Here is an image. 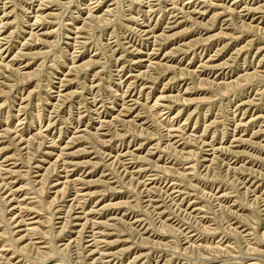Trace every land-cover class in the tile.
Wrapping results in <instances>:
<instances>
[{"label": "rangeland", "instance_id": "obj_1", "mask_svg": "<svg viewBox=\"0 0 264 264\" xmlns=\"http://www.w3.org/2000/svg\"><path fill=\"white\" fill-rule=\"evenodd\" d=\"M7 1H10V2H7ZM29 1L30 0H0V29H2V30H0L1 31L0 37L3 36L2 38H0V62L2 63V64L0 63L1 64L0 69L2 71V72L0 71V85H1L0 87H2V88H0V90H1L0 91V109H1L0 110V132H3L4 130H6V131L8 130L9 132L12 133L14 131L12 133L13 136L17 134L19 137L26 138V140L28 139L27 143L25 145L26 149L28 151L26 149L25 150L14 149L12 147H10L8 149L10 151V153L16 152L15 157H12L13 160H10L7 162V168L12 169V171L14 169L15 171H13V172H15V174L11 171V174H9L10 176L4 175L2 177L4 180L2 178H0V185L1 184L3 185V186L2 185L0 186V194H2V196L4 195V197H1V199H0V232L2 234H5V236L4 235L2 236V234L0 233V250L4 249L5 247H6L5 249H7L6 250L7 252L5 254H3L2 256H0L2 258V259H0V262L4 260V262H1V264H4V263L9 264L11 262L13 264H21V263H23V264H79V263L80 264H83V263L86 264L85 262H88V264H97V263L98 264H104V263H107L106 261H108V259L107 258H105V259L101 258V255L99 252H96L93 255H89L88 250L84 251L82 249V248L86 247V244H87L86 241L90 239L89 236L91 235V231H87V230H91L92 225H93V229H94L95 228L94 223L98 222L99 220L100 221L98 222V224L100 225L101 230L106 229V232L111 233V234H107L108 241H110V240H111L110 242L113 241V243H112L113 246H105V247H107L108 250L113 251V252L123 250V252H119L120 254H117L114 257V259L112 258V260H114V261L111 260L110 264H113V263L114 264H127L128 261H130V262H128L129 264H155V263L156 264H165V263L166 264H251V263L252 264H264V257H263L264 256V241H263V239H264V226H263L264 225V223H263L264 222V217H263L264 216V199H263L264 196L262 195L263 191H264V179H263L264 178V168H263L264 167V129H263L264 128V112H263L264 111V93H263L264 92V79H263L264 78V0H244V1L243 0H241V1L236 0L237 2H235L233 0H207V1H204V0H193V1L192 0H152V1L151 0H103V1L102 0L101 1L100 0H62L63 2L61 4H63L64 6L61 5L60 3H57L56 1H51L52 3L51 2L48 3V2H46V0H31L30 2ZM66 1H67V3H66ZM140 1L142 2L141 5H140ZM55 2H56V4H54ZM186 2H187V4H186ZM231 3H232V5H231ZM238 3H240V4H238ZM44 4L45 5L47 4L46 5L47 7ZM66 4H68V5H66ZM158 4H160L161 6H159ZM207 4H210V5L208 6ZM211 4L213 6L214 5L215 6L213 7ZM216 4H218V5H216ZM169 6H170V8H169ZM173 6H175V7H173ZM44 7H46V8H44ZM186 7L188 9H186ZM224 7H226L225 11H224ZM179 9L182 11H180ZM208 9H210V10H208ZM230 9H231V11H230ZM212 10H213V12H212ZM232 10H234V11H232ZM185 11H186V13H185ZM245 11H247V12H245ZM257 11H258V13H257ZM35 12H36V14H35ZM178 12H180L181 14ZM228 12H230V13H228ZM48 13L50 14V16ZM105 13H107V14H105ZM149 13H152L153 15L149 14ZM187 14L189 16H187ZM230 14H231V16H230ZM90 15L93 17H90ZM40 16H41V19H40ZM174 16L177 18H175ZM43 17H44V19H43ZM168 17H170V18H168ZM187 17H188V19H187ZM139 18H140V20H139ZM174 18L176 19V21H174ZM38 19H40V20H38ZM225 19H227V20L225 21ZM35 20H36V22H34ZM37 20H38V22H37ZM58 20H59V22H58ZM193 20H195L196 22ZM41 21L44 23L42 24ZM181 21H182V23H181ZM8 22H11V23H8ZM30 23H32V25H30ZM176 23L177 24L179 23L178 26H175ZM203 23H204V25H203ZM221 23H222V25H221ZM231 23L232 24L234 23V24L231 25ZM228 24H229V26H228ZM234 25H235V27H234ZM153 27L156 29H154ZM168 27H171V29H169ZM223 27H224V29H223ZM236 27H237V29H236ZM253 28H255V29H253ZM13 29L15 30V32H14L15 36L12 35L13 31H14ZM82 29H83V31H82ZM32 30H33V33H32ZM10 31H12L11 35H12L13 39H11V36L10 37L8 36V35H10ZM35 31H36V33H34ZM30 32L32 33L31 36H30ZM46 32L48 34H44ZM141 32H143V33H141ZM224 33H226L227 35ZM34 34H35V36H33ZM36 34H38L40 36L37 35V37H36ZM141 34H143V35H141ZM156 35H158V36L156 37ZM230 35H231V37H230ZM75 36H76V38H75ZM144 36L146 39L144 38ZM39 37H40V39H39ZM164 38H166V39H164ZM154 39H155V41H154ZM167 39H168V41H167ZM194 39H195V41H194ZM164 42H166V43H164ZM8 43H10V44H8ZM83 43H84V45H83ZM162 43H164V44H162ZM21 44H23V45H21ZM5 46H6L7 50H6ZM9 46H10V48H9ZM13 46L15 48H13ZM152 46H154V48ZM136 48H138V49L136 50ZM190 49H191V51H190ZM238 49H239V51H238ZM48 50L50 53H46L47 54V56H46L45 51L48 52ZM144 50H145V53H144ZM133 51H135V52H133ZM137 51H139V53L140 52L141 53L137 54V55L134 54ZM18 52L20 55L18 54ZM166 52H167V55H166ZM43 54H45V55H43ZM214 54H215V56H214ZM12 55L15 57L17 56L16 59ZM33 56H35V57H33ZM122 56H124V57H122ZM136 56H139V58ZM150 56L153 57L152 60L150 59ZM19 57L20 58L23 57V59L21 60ZM132 58H134L137 61H139L140 59H145V60L143 62H140L138 65V63L137 64L132 63V61H131ZM147 59L151 62H149ZM130 61H131V63H130ZM155 61L162 62V63L160 66H158L157 64H155L156 63ZM164 61H165V63H164ZM11 62H12V64H11ZM82 62H84V63H82ZM95 62H97L98 65ZM152 62H154V63L152 64ZM27 63H28V65H26ZM81 63H82V65H81ZM94 63H95V65H94ZM221 63H223V64H221ZM79 64L81 66V67L79 66L81 71L78 68ZM203 64H205V65H203ZM121 65H125L126 67L124 66L125 67L124 68ZM154 65L156 67L158 66V68H155ZM162 65H164L167 70H165L164 66L162 68ZM170 65H172V66H170ZM213 65H214V67H213ZM73 66H76V67H73ZM83 66H85V67H83ZM7 67H8V69H7ZM16 68H18V71H16L17 70ZM69 68H71V69H69ZM75 68L77 69L76 71H74ZM161 68H162V70H160ZM173 68H174V70H173ZM6 69L9 71H6ZM72 69H74V70L72 71ZM119 69H120V71H119ZM145 69H147V70H145ZM156 69L159 71L160 74L158 73V71H156ZM10 70H12V71H10ZM143 70H145V71H143ZM14 71H15V73H14ZM70 71L72 72V74H70L71 73ZM79 72H81V73H79ZM163 72L165 73V75ZM64 74H66V75H64ZM161 74H163V75H161ZM96 75H97V77H96ZM130 75H132V76H130ZM14 76H16L17 78ZM1 77H3V78H1ZM62 77L65 79L69 78L68 79L69 81L65 80V79L62 80ZM8 78H10V79H8ZM125 78H127V79H125ZM91 79H93V81ZM123 79H125V81ZM131 79L133 80V82H131L132 81ZM146 79H148V80L146 81ZM61 82H63V83H61ZM97 82H98V84L96 85ZM8 84H11V85L7 86ZM63 84H65V85H63ZM129 84H130V86H129ZM136 84H138V85L140 84V85L138 86ZM12 85L14 86V88ZM85 85H86V87H85ZM87 85H89V86H87ZM62 87H63V89H62ZM144 87H146V88H144ZM9 89L10 90L12 89V90L10 91ZM133 89H135V90H133ZM142 89H143V91H142L143 93L139 92V90H142ZM54 90H56L58 93L56 91L54 92ZM6 92H9V95ZM59 92L61 94H59ZM68 92H69V95H65V94H68ZM70 95H72L73 97H71ZM67 96L69 98L71 97L70 100ZM123 96H124V98H123ZM87 97H89V98L87 99ZM108 97H110V98H108ZM159 97H160V99H159ZM164 97H166L168 100L166 98L164 99ZM65 100H66V102H65ZM87 100H88V102H87ZM133 100H135L137 102H135ZM249 100H250V102H249ZM54 101H55V103H53ZM56 101H59V102H57L59 104H57ZM62 101H63V103L61 104ZM92 101L95 103H93ZM158 103H160V104H158ZM127 104L128 105L130 104V105L128 106ZM153 104H155V106ZM25 105H26V107H25ZM126 105H127V107H126ZM141 105H143V106H141ZM157 105H158V107L159 106L160 107L158 108ZM161 105H163V106H161ZM22 106H24V107H22ZM55 107L58 109V111L60 109V111L56 112L57 109L55 110ZM89 107L91 108V110ZM142 107H144L143 110H142ZM138 108L140 111L138 110ZM145 108L147 109V111H145ZM22 109H23V111H22ZM51 109L54 110L55 112L52 111ZM169 109H171L172 111ZM246 109L248 111H246ZM162 110H164V111H162ZM123 114H126V115H123ZM178 114H179V116H178ZM180 115H181V117H180ZM25 116H26V118H25ZM148 117H149V119H147ZM254 117H255V119L256 118L257 119L255 120ZM123 118H125V119H123ZM197 118L199 120H197ZM116 119H117V121H116ZM247 120H249V121H247ZM121 121H123L122 124L124 123V125L121 124ZM252 121L254 124L252 123ZM20 122H21V124H20ZM22 122H24L25 124ZM139 122H143V123L141 124ZM155 122H156V124H155ZM245 122H248V123L246 124ZM99 124H100V126H98ZM112 124H114L116 126L114 127V125H112ZM48 125L51 126L49 128V130L46 129V127L48 128ZM87 125H89V126H87ZM22 126H24V127H22ZM259 127H261V128H259ZM40 128L42 131L41 134L43 133L45 135L41 136L40 131H39ZM168 128H170V130H168ZM22 129H24V130H22ZM112 129H114L115 132ZM123 129H125V130H123ZM18 130L21 132H19ZM74 130L76 131L75 133H74ZM100 130H101V132H100ZM178 130H181V131H178ZM243 130H244V132H243ZM126 131L129 133L127 134ZM149 131H151V132H149ZM167 131H169V132H167ZM207 131H208V133H207ZM93 132L97 133V134H94ZM165 132H167V133H165ZM38 133L40 136L38 135ZM88 133H90V135ZM123 133H124V135H123ZM185 133H187V134H185ZM73 134L75 137L73 136ZM83 134L87 138H85V136ZM91 134L92 135L94 134V135L92 136ZM125 134H127V135H125ZM182 134H184V135H182ZM243 134H245V135H243ZM77 135H78V137H77ZM96 135L97 136L99 135L98 137H100L102 139L100 140ZM34 136L36 138H33ZM43 136H45V137H43ZM46 136H48L49 138ZM126 136L129 138H127ZM166 136L168 139L166 138ZM182 136H184V137H182ZM71 137H73V138H71ZM82 137H84V138H82ZM93 137L96 140H94ZM121 137H122V139H119ZM212 137L213 138L215 137L214 140H212L213 139ZM43 138H45V139H43ZM242 138L245 139L244 144H240V145H242L241 148H236L235 145H237L238 143H234L235 140L242 139ZM9 139L10 138H7L5 136H3V138H0L1 141H4V142H1L2 143L1 147L5 146L6 144L10 145L11 142L8 141ZM88 139H90L91 142L94 144L92 145V143ZM169 139H170V141H169ZM196 139L197 140L199 139V140L195 141ZM222 139H223V141H222ZM68 140H69V143H68ZM71 140H74L75 142L71 141ZM32 141H34V143ZM97 141H99V142H97ZM105 141L108 145L104 143ZM131 141H133V142H131ZM159 141L162 142V144H160ZM185 141H187L188 144H186ZM193 141H195V142H193ZM204 141H206V144ZM211 141H213V142H211ZM95 142H96V144H95ZM108 142H110V143H108ZM155 142H157V144L158 143L159 144L157 145ZM174 142H176V143H174ZM38 143H42V144H38ZM56 143H58V144H56ZM118 143H120V146ZM202 143H204V144H202ZM225 143H226V145H225ZM251 143H253V144H251ZM43 144H44V146L42 147L41 145H43ZM122 144L124 146H122ZM140 144H142V145H140ZM168 144L170 147H168ZM193 144H195L194 145L195 147L193 146ZM8 145H6V146H8ZM63 145L65 146V148ZM151 145H153V147ZM160 145H161V147H160ZM174 145H175V147L178 145L177 146L178 148L177 147L173 148ZM197 145H198V147H196ZM200 146H201V148H200ZM137 147H138V149H137ZM134 148H136V149H134ZM161 148H162V151H163V149H165L164 151L166 153L163 151L164 152V154H163V152L161 151ZM167 148H168V150H167ZM215 148H217V150ZM35 149H37V150H35ZM38 149L41 151H39ZM206 149H207V152H206ZM218 149H220V150H218ZM231 149L234 152L235 151L236 152L237 151H244L246 156L244 153H242L240 156H234V155L230 154ZM18 150H20V151L18 152ZM99 150L102 151L103 153L102 152L100 153ZM191 150L192 151L194 150L193 153ZM202 150L204 151V153ZM30 151H32V152H30ZM49 151H51V153ZM74 151L76 153H74ZM146 151H147V153H146ZM158 151H159V153H158ZM199 151L200 152L202 151V152L199 153ZM20 152H21V156L23 155L22 157H20V154H19ZM22 152H23V154H22ZM117 152H119V153H117ZM186 152H188L190 156L189 155L187 156L188 153H186ZM196 152H198L200 155ZM130 153H133V154H130ZM251 153L253 155H251ZM35 154H36V156L38 155V157H35ZM58 154H61L62 156L58 155ZM73 154H74V156H73ZM145 154L148 158L145 156ZM193 154H194V157H196V159L193 158ZM218 154L221 156H218ZM31 155H32V157H30ZM173 155H175V156H173ZM197 155H199V156H197ZM16 156H18L19 158ZM126 156L128 158L131 157L132 159L131 158L128 159ZM67 157L70 158L71 161L74 160V161H72V162H74V164L69 165L67 167V170L72 171V172L70 171L71 172L70 173L71 180H75V179L79 178L76 183L72 182V184H71L72 187H71V185L68 186L70 189L67 187L68 190L65 187V186H67L68 183L67 182L64 183L65 185L62 183L65 180V174H66L63 165L65 164V162L69 161L67 159ZM158 157H160V158H158ZM179 157L180 158L183 157V158H181L182 160L181 159L178 160ZM185 157H187L188 159ZM197 157H199V159H197ZM22 158H24V159H22ZM25 158H27V159L29 158V159L27 160ZM35 158H37V160L38 159L39 160L37 161ZM114 158H116L117 161ZM133 158L135 159V161ZM146 158L148 160H146ZM189 158L190 159L192 158V159L190 160ZM254 158H256V159H254ZM34 159H35V161H34ZM54 159H55V161H54ZM183 159H185L184 160L185 162L183 161ZM219 159H221V160H219ZM23 160H25V161L22 162ZM29 160L30 161L32 160L33 162L32 161L30 162ZM49 160H50V162H49ZM56 160H57V162H56ZM64 160H65V162H63ZM66 160H68V161H66ZM119 160L121 163H123V161L126 160L124 162L125 164L119 163ZM144 160H145V162L142 163V161H144ZM45 161H47V162H45ZM60 161H62L63 163ZM81 161H84V162L88 161L89 163L82 162V164H83L82 165ZM136 161H137V163H136ZM210 161H213V163H211ZM214 161H216V162H214ZM241 161H243V162H241ZM245 161H247V162H245ZM91 162L94 164H92ZM147 162H149V163H147ZM16 163H18V166ZM54 163H55V165L58 166L57 170L55 168ZM75 163H78V164L76 165ZM95 163H96V165H95ZM113 163H115V164H113ZM153 163H155V164H153ZM194 163H197V165ZM202 163H204V164H202ZM14 164H15V166H14ZM35 164H37V165H35ZM87 164H89V165H87ZM59 165L60 166L62 165L61 166V169H62L61 174L58 172ZM118 165H119V167H118ZM224 165H225V167H224ZM86 166H88V167H86ZM134 166H136V167H134ZM208 166H210V167H208ZM238 166H240L241 168ZM260 166H262V167H260ZM29 167H31V168H29ZM77 167L78 168L81 167V168L78 169ZM108 167H110V168H108ZM123 167L126 169H124ZM147 167H148V169H150V168H153V169L148 170ZM46 168H48V169H46ZM195 168H196V170H195ZM216 168H218L219 170ZM17 169H18V171H16ZM19 169H21V171ZM22 169H24V170H22ZM29 169H33V171L29 170ZM45 170L46 171L48 170V171L46 172ZM51 170L56 172V173L52 172ZM114 170H115V172H114ZM131 170H132V172H131ZM154 170H158V171H154ZM200 170L201 171L203 170L202 171L203 173L202 172L200 173ZM22 171H23V173H21ZM110 171L112 174L110 173ZM116 171H118L117 172L118 175L120 174L119 177L117 174H115ZM198 171H199V173H198ZM3 172H5V170ZM26 172H28V173L30 172V174H29L30 176L29 175L27 176ZM43 172H45V174ZM48 172H49V174H47ZM159 172H161V173H159ZM162 172H165L166 174L162 173ZM237 172H239V174ZM18 173L20 175H18ZM57 173H59L60 175H58ZM132 173H133V175H132ZM148 173L150 175H148ZM46 174L48 175V177H46L48 179L45 178V176H47ZM113 174H115L116 178H114L115 176ZM138 174H139V177H138ZM157 174H159V175H157ZM168 174H170L171 176H169ZM173 174L177 175V176H174ZM250 174H251V176H248ZM17 175L20 178H18ZM22 175H23V177H24V175H26L29 179L26 176H25L26 178L25 177L23 178ZM164 175H166L165 176L166 178L164 177ZM42 176H44L45 180L44 179L41 180L43 178ZM61 176H63V177H61ZM121 176H123L124 178H122ZM199 176L201 178H199ZM203 176L206 178H204ZM239 176H240V178H239ZM255 177H257V178H255ZM182 178H184V179H182ZM187 178H189V179H187ZM49 179H51V181ZM66 179L68 180V178H66ZM102 179H104V181L106 180L105 181L106 185L103 183L104 181ZM27 180H30V181L27 182ZM58 180L61 182L57 184V182H59ZM80 180L81 181L83 180V181L80 183ZM87 180L89 182L91 181V183L87 182ZM101 180H102V182H101ZM139 180H141V181H139ZM190 180H192V181H190ZM245 180H247V181H245ZM35 181L38 183H36ZM44 181H46V182H44ZM84 181L87 183H85ZM33 182H35L36 187L34 185H33L34 187L32 186ZM127 182H129V183H127ZM135 182H137V183H135ZM144 182H145V184H144ZM179 182H181V183H179ZM183 182L185 183V185ZM252 182H254V184L251 187ZM11 183H12V185H11ZM25 183H27L26 187H25ZM44 183H46V184H44ZM41 184H43V186L45 185V187H43ZM255 184H256V186H258L259 191L254 188ZM23 185H24V189H22ZM46 185H47V187H46ZM156 185H158V186H156ZM237 185H238V188H237ZM11 186L13 188H11ZM18 186L22 187V188L17 189L16 187H18ZM39 186H40V188L42 187L41 189H43L45 192L43 190H41L39 188ZM62 186H64V187H62ZM136 186H137V188H136ZM194 186L196 188H194ZM32 187H33V190H31ZM148 187H149V190H147ZM60 188L61 189L64 188V189L61 190ZM72 188H73V191H72ZM78 188H82L84 190L83 192H87V191L89 193L91 192L92 195L90 197H88V196L81 197L80 201H79V198L74 200V198H77L75 196L77 195L76 191L78 192V190H79ZM160 188L162 190H159ZM9 189H10V191H9ZM59 189H60V191H59ZM114 189H115V191H114ZM144 189H146V191H144ZM14 190H15V192H14ZM64 190H66L65 191L66 194L64 193ZM74 190H76V191H74ZM136 190L139 192H137ZM142 190H143V192H142ZM176 190H178V191H176ZM237 190H238V192H237ZM253 190H255V191H253ZM56 191L58 192V195L53 197L55 194H57ZM97 191L99 192V194ZM147 191H149V192L147 193ZM209 192H211V193H209ZM245 192H247V193H245ZM260 192H262V193H260ZM63 193H64V195H63ZM137 193H138V195H137ZM149 193H151V194H149ZM154 193H155V195H154ZM213 193H214V195H213ZM14 194H16V198H15ZM233 194H236V195H233ZM238 194H239V196H238ZM259 194H261V195H259ZM5 195H6V200H4ZM25 195H27L30 198H28ZM62 195L65 197H63ZM168 195H170L171 198ZM23 196H25L26 198ZM225 196H227V197H225ZM162 197H163L164 201H162L163 200ZM245 197H246V199H245ZM24 198H25V200H24ZM58 198L60 200L63 198L60 201L61 203L59 202ZM66 198H70V199L68 200ZM7 199L9 200V202ZM54 199H55V202H51ZM71 199H73V200H71ZM165 199H166V201L167 200L168 201L165 202ZM173 200L176 201V204H175V201H173ZM23 201H24V204H23L24 207L23 206H19L20 208L18 207L19 208L18 213L20 212L19 215H21L20 218L23 219V217H24L23 220H26L25 223H29L30 221L32 222V220L37 221L38 219L41 220L40 222L35 223V224H18V225L15 224L16 222L11 223L10 218L12 217V213H13L12 209L14 208V206H18L19 204H22ZM85 201H88V202H85ZM98 201H99V203H97ZM141 201H142L143 205H142ZM261 201H262V203H261ZM78 202H79L80 206L77 205ZM137 202H138V204H141V206H143V207L141 208V206H139L137 204ZM25 203L27 205V208H25ZM152 203H153V206H152ZM191 203H193V204H191ZM219 203H220V205H216ZM60 204H61V206H60ZM82 204H83V206H85L83 210L80 209ZM125 204H126V207H125ZM127 204L128 205L130 204V205L128 206ZM156 204L160 205V206H156ZM167 204L168 205L171 204V205L168 206ZM227 204H229V205H227ZM230 204H231V206H230ZM133 205H135V206H133ZM164 205H166V206H164ZM181 205H182V207H180ZM254 205H256V206H254ZM3 206L6 207V209ZM32 206H34V207H32ZM167 206H168V208H165ZM216 206H218V207H216ZM91 207H92V209H91ZM130 207H132L131 211H130ZM133 207H135L136 209ZM173 207H174V209H173ZM28 208H29V210H26ZM65 208H67V209H65ZM99 208H101V209H99ZM108 208H110V209H108ZM137 208L138 209L140 208L139 210H141V211H139ZM198 208H201L200 212H198V210H199ZM71 209L73 211L72 212L73 214L70 212ZM90 209L95 212V215L89 217V218L93 219L90 222L89 227L87 226L85 228H82V226H80L81 223H79V222L78 223L80 225L76 226L74 223L75 222L74 217L77 216L78 214H84V213H78V212H80V210L85 211V212L86 211L89 212V211H91ZM169 209L171 212L169 211ZM186 209H187V211H186ZM259 209H260V211H259ZM14 210H16V209H14ZM101 210H104V212H102ZM172 210H174L176 212L175 214L177 217L174 216L175 214H174V211L172 212ZM180 210H183V211H180ZM202 210H204V211H202ZM212 210H213V212H211V213L208 212V211H212ZM216 210H217V212H216ZM218 210L219 211L221 210L222 212L221 211L219 212ZM223 210H224V212H223ZM97 211H99V212H97ZM145 211L147 212V216L145 215L146 214ZM162 211L164 212V214H162ZM151 212L154 214H152ZM6 213H7V216L9 217V220L6 216ZM29 213H30V215H29ZM69 213H71V215H69ZM172 213H173V215H172ZM178 213H179V215H178ZM182 213H183V215H182ZM184 213H185V215H184ZM3 214L5 215L4 216L6 218L5 220H4ZM14 214L17 215V212H15ZM103 214H105V216ZM150 214H152L154 217ZM158 214H159V217L157 216ZM58 215H59V217H56ZM148 215H150V216H148ZM52 216L55 218V220ZM205 216H207V217H205ZM232 216H234V217H232ZM248 216H250V217H248ZM95 217L97 219H95ZM116 217L119 218L120 220L117 219ZM136 217H138V218H136ZM147 217L151 221L148 219L146 220L145 218H147ZM194 217H196V218H194ZM31 218H33V219H31ZM64 218H66L67 220ZM160 218H161V220H160ZM165 218H167V220ZM223 218H225V219H223ZM236 218L238 220H236ZM22 219H20V220H22ZM179 219H181V221ZM183 219H185V220H183ZM198 219H200V220H198ZM226 219H227V221H225ZM6 220H7V224H6ZM114 220L116 223L114 222ZM145 220H146V222H145ZM196 220H198L201 223H199ZM131 221H132V223H131ZM189 221H191V222H189ZM192 221H194V222H192ZM261 221H262V223H261ZM109 223H110V226L111 225H113V226L110 227L108 225ZM150 223L154 224V225L151 224L152 226H155V227L157 226L156 229L154 227H152L150 225ZM190 223H192V225L194 227H192ZM8 224H10V225H8ZM124 224L127 226V228L123 227ZM229 224H230V227H228ZM23 225H25V226H23ZM31 225H32V227H34L33 229L35 231L33 229L32 230L30 229ZM63 225H65V226H63ZM73 225H75V226H73ZM146 225L151 230L149 228L147 229ZM178 225H179V227H178ZM242 225H243V227H242ZM28 226H29V228H27ZM131 226H132V228L133 227L134 228L132 229ZM196 227H197V230H196ZM38 228H39V230H38ZM118 228L121 230H119ZM128 228H130V229H128ZM192 228H194V229H192ZM78 229H80L82 231H80ZM83 229H85V230L83 231ZM153 229L156 232H154ZM169 229H170V231H169ZM182 229H183V231H181ZM98 230H100V229H98ZM188 230H189V232H188ZM202 230H203L205 235L203 234ZM4 231H6V233H4ZM26 231H28V232H26ZM39 231L40 232L42 231L41 235H40ZM150 231H151V233H150ZM248 231L251 232V234ZM34 232H36V233H34ZM62 232H63V234H62ZM119 232H121L122 234ZM125 232H127V233H125ZM136 232H138V233H136ZM42 233H43V235H42ZM59 233H61V234L59 235ZM88 233H89V235H86ZM133 233H136V234H133ZM174 233L177 234V237H176V234H174ZM180 233H182V234H180ZM201 233H202V235H201ZM7 234H10V235H7ZM131 234H133V235H131ZM184 234H186V235H184ZM75 235H78L81 237H78V236L75 237ZM232 235H233V237H232ZM12 236H13V238H12ZM82 236H83V238H82ZM178 236H180V237L178 238ZM189 236H190V238H189ZM10 237H11V239H10ZM74 237L78 238L77 241H79V242H77ZM236 237H237V239H236ZM20 238H21V240H20ZM71 238H72V240H71ZM177 238L180 241L182 239V241L179 242V240ZM249 238L252 241L249 240ZM128 239H130L131 241ZM136 239H137V241H136ZM244 239H246V240H244ZM30 240H31V242H30ZM140 240H141V242H140ZM9 241L11 242V245L13 248L12 247L10 248L11 245H10ZM14 241H15V243H14ZM38 241H40V242H38ZM133 241H135V242H133ZM194 241L196 243H193ZM29 242H30V244H29ZM148 242H150V243H148ZM75 243H76V245H75ZM79 243H81L82 245ZM133 243H135V244H133ZM144 243H145V245H144ZM151 243L152 244L154 243L153 244L154 246ZM53 244H54L55 248L53 247ZM146 244H148L147 245L148 247L146 246ZM196 244H199V245H196ZM25 245L28 247L26 248ZM29 245H30V247H29ZM101 245L104 246L103 243ZM200 245H202V246H200ZM8 247H9V249H8ZM19 247H21V248H19ZM165 247L168 250L164 249ZM127 248H128V250H126ZM17 249L20 252L17 251ZM184 249L185 250L187 249V250L184 251ZM255 249H257V250H255ZM38 250H39V253H38ZM82 250L84 251L85 254H83ZM43 251H44V253H43ZM14 252H15V254H14ZM262 252H263V254H262ZM146 253L147 254L149 253L148 254L149 256ZM122 254H123V256H122ZM140 254L141 255L145 254V255L139 261H135V259H133V258H135V256L140 255ZM244 254H246V255H244ZM97 255H99V257ZM228 255H230V256H228ZM45 256H48V257H45ZM205 256L207 257L208 260L205 259L206 258ZM42 257H44V258H42ZM97 257H98V259H97ZM209 257L210 258L212 257L213 259L212 258L210 259ZM80 258H81V260H80ZM76 260L78 262H76ZM82 260H84L85 262ZM92 260H93V262H92ZM96 260L98 262H95ZM102 260L104 262H102ZM166 260H168V261H166ZM169 262H171V263H169Z\"/></svg>", "mask_w": 264, "mask_h": 264}, {"label": "bare ground", "instance_id": "obj_2", "mask_svg": "<svg viewBox=\"0 0 264 264\" xmlns=\"http://www.w3.org/2000/svg\"><path fill=\"white\" fill-rule=\"evenodd\" d=\"M30 1H31V0H30ZM30 1H29V2H30ZM51 1H56L57 3H60V4L63 2L62 0H46V2H48V3H50ZM100 1H101V0H100ZM102 1H103V0H102ZM151 1H152V0H151ZM192 1H193V0H192ZM204 1H207V0H204ZM204 1H203V2H204ZM233 1L237 2L236 0H233ZM239 1H241V0H239ZM243 1H244V0H243ZM243 1H242V2H243ZM7 2H10V1H7ZM41 2H42V1H41ZM56 2H55L54 4H56ZM70 2H71V1H70ZM159 2H160V1H159ZM211 2H212V1H211ZM248 2H249V1H248ZM51 3H52V2H51ZM64 3H65V2H64ZM66 3H67V1H66ZM156 3H157V2H156ZM160 3H161V2H160ZM240 3H241V2H240ZM240 3H238V4H240ZM3 4H4V3H3ZM5 4H6V3H5ZM37 4H38V3H37ZM60 4H59V5H60ZM96 4H97V3H96ZM141 4H142V2L140 1V5H141ZM145 4H146V3H145ZM161 4H162V3H161ZM186 4H187V2H186ZM191 4H192V3H191ZM234 4H235V3H234ZM41 5H42V4H41ZM44 5H45V4H44ZM46 5H47V4H46ZM46 5H45V6H46ZM61 5H63V4H61ZM66 5H68V4H66ZM69 5H70V4H69ZM140 5H139V6H140ZM147 5H148V4H147ZM156 5H157V4H156ZM158 5L161 6L160 4H158ZM197 5H198V4H197ZM200 5H201V4H200ZM202 5H203V4H202ZM207 5L209 6L210 4H207ZM211 5H212V4H211ZM216 5H218V4H216ZM231 5H232V3H231ZM235 5H236V4H235ZM42 6H43V5H42ZM50 6H51V5H50ZM56 6H57V5H56ZM63 6H64V5H63ZM195 6H196V5H195ZM212 6H213V5H212ZM214 6H215V5H214ZM214 6H213V7H214ZM221 6H222V5H221ZM229 6H230V5H229ZM244 6H245V5H244ZM246 6H247V5H246ZM249 6H250V5H249ZM254 6H255V5H254ZM3 7H4V6H3ZM7 7H8V6H7ZM46 7H47V6H46ZM46 7H44V8H46ZM98 7H99V6H98ZM115 7H116V6H115ZM148 7H149V6H148ZM173 7H175V6H173ZM192 7H193V6H192ZM213 7H212V8H213ZM250 7H251V6H250ZM4 8H5V7H4ZM15 8H16V7H15ZM25 8H26V7H25ZM44 8H43V9H44ZM169 8H170V6H169ZM195 8H196V7H195ZM197 8H198V7H197ZM225 8H226V7H224V11L226 10ZM228 8H229V7H228ZM247 8H248V7H247ZM38 9H39V8H38ZM138 9H139V8H138ZM166 9H167V8H166ZM177 9H178V8H177ZM186 9H188V8L186 7ZM192 9H193V8H192ZM192 9H191V10H192ZM198 9H199V8H198ZM25 10H26V9H25ZM144 10H145V9H144ZM153 10H154V9H153ZM169 10H170V9H169ZM179 10H180V9H179ZM191 10H190V11H191ZM208 10H210V9H208ZM11 11H12V10H11ZM13 11H14V10H13ZM26 11H27V10H26ZM112 11H113V10H112ZM180 11H182V10H180ZM186 11H187V10H186ZM186 11H185V13H186ZM193 11H194V10H193ZM222 11H223V10H222ZM230 11H231V9H230ZM232 11H234V10H232ZM259 11H260V10H259ZM8 12H9V11H8ZM39 12H40V11H39ZM171 12H172V11H171ZM204 12H205V11H204ZM209 12H210V11H209ZM212 12H213V10H212ZM217 12H218V11H217ZM239 12H240V11H239ZM245 12H247V11H245ZM248 12H249V11H248ZM261 12H262V11H261ZM261 12H260V13H261ZM5 13H6V12H5ZM5 13H4V14H5ZM9 13H10V12H9ZM12 13H13V12H12ZM12 13H11V14H12ZM57 13H58V12H57ZM63 13H64V12H63ZM109 13H110V12H109ZM153 13H154V12H153ZM168 13H169V12H168ZM178 13H180V12H178ZM218 13H219V12H218ZM228 13H230V12H228ZM237 13H238V12H237ZM257 13H258V11H257ZM260 13H259V14H260ZM35 14H36V12H35ZM48 14H49V13H48ZM105 14H107V13H105ZM147 14H148V13H147ZM149 14H152V13H149ZM154 14H155V13H154ZM180 14H181V13H180ZM188 14H189V13H188ZM188 14H187V16H189ZM213 14H214V13H213ZM223 14H224V13H223ZM235 14H236V13H235ZM235 14H234V15H235ZM242 14H243V13H242ZM61 15H62V14H61ZM61 15H60V16H61ZM69 15H70V14H69ZM152 15H153V14H152ZM172 15H173V14H172ZM174 15H175V14H174ZM204 15H205V14H204ZM214 15H215V14H214ZM216 15H217V14H216ZM218 15H219V14H218ZM238 15H239V14H238ZM244 15H245V14H244ZM6 16H7V15H6ZM35 16H36V15H35ZM49 16H50V14H49ZM72 16H73V15H72ZM87 16H88V15H87ZM96 16H97V15H96ZM102 16H103V15H102ZM102 16H101V17H102ZM168 16H169V15H168ZM175 16H176V15H175ZM175 16H174V17H175ZM179 16H180V15H179ZM205 16H206V15H205ZM219 16H220V15H219ZM227 16H228V15H227ZM230 16H231V14H230ZM2 17H3V16H2ZM38 17H39V16H38ZM51 17H52V16H51ZM90 17H93V16L90 15ZM172 17H173V16H172ZM184 17H185V16H184ZM202 17H203V16H202ZM217 17H218V16H217ZM3 18H4V17H3ZM26 18H27V17H26ZM46 18H47V17H46ZM46 18H45V19H46ZM48 18H49V17H48ZM168 18H170V17H168ZM175 18H177V17H175ZM175 18H174V21H176ZM195 18H196V17H195ZM211 18H212V17H211ZM237 18H238V17H237ZM40 19H41V16H40ZM40 19H38V20H40ZM43 19H44V17H43ZM72 19H73V18H72ZM130 19H131V18H130ZM187 19H188V17H187ZM191 19H192V18H191ZM214 19H215V18H214ZM232 19H233V18H232ZM232 19H231V20H232ZM234 19H235V18H234ZM246 19H247V18H246ZM25 20H26V19H25ZM38 20H37V22H38ZM107 20H108V19H107ZM132 20H133V19H132ZM134 20H135V19H134ZM139 20H140V18H139ZM197 20H198V19H197ZM222 20H223V19H222ZM226 20H227V19H225V21H226ZM253 20H254V19H253ZM44 21H45V20H44ZM104 21H105V20H104ZM193 21H195V20H193ZM202 21H203V20H202ZM34 22H36V20H35ZM39 22H40V21H39ZM58 22H59V20H58ZM168 22H169V21H168ZM195 22H196V21H195ZM195 22H194V23H195ZM198 22H199V21H198ZM200 22H201V21H200ZM230 22H231V21H230ZM8 23H11V22H8ZM13 23H14V22H13ZM27 23H28V22H27ZM41 23L43 24L44 22L41 21ZM45 23H46V22H45ZM66 23H67V22H66ZM71 23H72V22H71ZM145 23H146V22H145ZM181 23H182V21H181ZM192 23H193V22H192ZM33 24H34V23H33ZM142 24H143V23H142ZM178 24H179V23H178ZM178 24L176 23L175 26H178ZM229 24H230V23H229ZM229 24H228V26H229ZM233 24H234V23H233ZM233 24L231 23V25H233ZM2 25H3V24H2ZM2 25H1V26H2ZM30 25H32V23H30ZM145 25H146V24H145ZM166 25H167V24H166ZM166 25H165V26H166ZM195 25H196V24H195ZM203 25H204V23H203ZM221 25H222V23H221ZM221 25H220V26H221ZM253 25H254V24H253ZM127 26H128V25H127ZM129 26H130V25H129ZM157 26H158V25H157ZM7 27H8V26H7ZM15 27H16V26H15ZM199 27H200V26H199ZM234 27H235V25H234ZM242 27H243V26H242ZM29 28H30V27H29ZM78 28H79V27H78ZM82 28H83V27H82ZM130 28H131V27H130ZM153 28H154V27H153ZM160 28H161V27H160ZM168 28L171 29V27H168ZM202 28H203V27H202ZM228 28H229V27H228ZM232 28H233V27H232ZM256 28H257V27H256ZM261 28H262V27H261ZM4 29H5V28H4ZM79 29H80V28H79ZM149 29H150V28H149ZM149 29H148V30H149ZM151 29H152V28H151ZM154 29H156V28H154ZM161 29H162V28H161ZM220 29H221V28H220ZM223 29H224V27H223ZM236 29H237V27H236ZM253 29H255V28H253ZM0 30H2V29H0ZM13 30H14V29H13ZM18 30H19V29H18ZM76 30H77V29H76ZM85 30H86V29H85ZM139 30H140V29H139ZM144 30H145V29H144ZM82 31H83V29H82ZM137 31H138V30H137ZM140 31H141V30H140ZM207 31H208V30H207ZM0 32H1V31H0ZM11 32H12V31H10V35H8V36H9V37L11 36V39H13V38H12V35L15 36V35H14L15 30L13 31V34H12V35H11ZM44 32H45V31H44ZM147 32H148V31H147ZM163 32H164V31H163ZM225 32H226V31H225ZM32 33H33V30H32ZM32 33L30 32V36H31ZM34 33H36V31H35ZM74 33H75V32H74ZM141 33H143V32H141ZM148 33H149V32H148ZM44 34H48V33L46 32V33H44ZM49 34H50V33H49ZM76 34H77V33H76ZM145 34H146V33H145ZM158 34H159V33H158ZM175 34H176V33H175ZM219 34H220V33H219ZM224 34H226V33H224ZM224 34H223V35H224ZM37 35H38V34H36V37H37ZM67 35H68V34H67ZM82 35H83V34H82ZM139 35H140V34H139ZM141 35H143V34H141ZM150 35H151V34H150ZM165 35H166V34H165ZM226 35H227V34H226ZM5 36H6V35H5ZM30 36H29V37H30ZM33 36H35V34H34ZM38 36H40V35H38ZM70 36H71V35H70ZM77 36H78V35H77ZM146 36H147V35H146ZM152 36H153V35H152ZM154 36H155V35H154ZM157 36H158V35H156V37H157ZM163 36H164V35H163ZM166 36H167V35H166ZM208 36H209V35H208ZM224 36H225V35H224ZM228 36H229V35H228ZM2 37H3V36H2ZM2 37H0V38H2ZM36 37H35V38H36ZM68 37H69V36H68ZM89 37H90V36H89ZM209 37H210V36H209ZM230 37H231V35H230ZM17 38H18V37H17ZM57 38H58V37H57ZM70 38H71V37H70ZM73 38H74V37H73ZM75 38H76V36H75ZM86 38H87V37H86ZM141 38H142V37H141ZM144 38H145V36H144ZM169 38H170V37H169ZM207 38H208V37H207ZM211 38H212V37H211ZM219 38H220V37H219ZM3 39H4V38H3ZM30 39H31V38H30ZM37 39H38V38H37ZM39 39H40V37H39ZM39 39H38V40H39ZM138 39H139V38H138ZM145 39H146V38H145ZM149 39H150V38H149ZM155 39H156V38H155ZM155 39H154V41H155ZM160 39H161V38H160ZM160 39H159V40H160ZM164 39H166V38H164ZM196 39H197V38H196ZM208 39H209V38H208ZM1 40H2V39H1ZM5 40H6V39H5ZM16 40H17V39H16ZM31 40H32V39H31ZM33 40H34V39H33ZM147 40H148V39H147ZM156 40H157V39H156ZM197 40H198V39H197ZM212 40H213V39H212ZM229 40H230V39H229ZM2 41H3V40H2ZM12 41H13V40H12ZM57 41H58V40H57ZM150 41H151V40H150ZM152 41H153V40H152ZM167 41H168V39H167ZM194 41H195V39H194ZM8 42H9V41H8ZM47 42H48V41H47ZM51 42H52V41H51ZM186 42H187V41H186ZM199 42H200V41H199ZM5 43H6V42H5ZM5 43H4V44H5ZM26 43H27V42H26ZM29 43H30V42H29ZM122 43H123V42H122ZM148 43H149V42H148ZM164 43H166V42H164ZM164 43H162V44H164ZM8 44H10V43H8ZM24 44H25V43H24ZM68 44H69V43H68ZM146 44H147V43H146ZM149 44H150V43H149ZM159 44H160V43H159ZM14 45H15V44H14ZM21 45H23V44H21ZM26 45H27V44H26ZM76 45H77V44H76ZM83 45H84V43H83ZM83 45H82V46H83ZM107 45H108V44H107ZM181 45H182V44H181ZM15 46H16V45H15ZM51 46H52V45H51ZM188 46H189V45H188ZM83 47H84V46H83ZM108 47H109V46H108ZM152 47L154 48V46H152ZM160 47H161V46H160ZM5 48H6V46H5ZM5 48H4V49H5ZM9 48H10V46H9ZM13 48H15V47L13 46ZM13 48H12V49H13ZM118 48H119V47H118ZM177 48H178V47H177ZM190 48H191V47H190ZM4 49H3V50H4ZM18 49H19V48H18ZM18 49H17V50H18ZM53 49H54V48H53ZM108 49H109V48H108ZM137 49H138V48H136V50H137ZM161 49H162V48H161ZM161 49H160V50H161ZM184 49H185V48H184ZM216 49H217V48H216ZM3 50H2V51H3ZM6 50H7V48H6ZM22 50H23V49H22ZM175 50H176V49H175ZM26 51H27V50H26ZM79 51H80V50H79ZM142 51H143V50H142ZM151 51H152V50H151ZM161 51H162V50H161ZM190 51H191V49H190ZM238 51H239V49H238ZM6 52H7V51H6ZM12 52H13V51H12ZM12 52H11V53H12ZM19 52H20V51H19ZM19 52H18V54H19ZM28 52H29V51H28ZM53 52H54V51H53ZM128 52H129V51H128ZM133 52H135V51H133ZM158 52H159V51H158ZM158 52H157V53H158ZM223 52H224V51H223ZM16 53H17V52H16ZM26 53H27V52H26ZM46 53H50L49 50H48V52L45 51V54H46ZM73 53H74V52H73ZM140 53H141V52H140ZM140 53H139V51H137V52L134 53V54L137 55V54H140ZM144 53H145V50H144ZM144 53H143V54H144ZM175 53H176V52H175ZM258 53H259V52H258ZM7 54H8V53H7ZM22 54H23V53H22ZM45 54H43V55H45ZM51 54H52V53H51ZM98 54H99V53H98ZM131 54H132V53H131ZM158 54H159V53H158ZM164 54H165V53H164ZM169 54H170V53H169ZM171 54H172V53H171ZM184 54H185V53H184ZM14 55H15V54H14ZM19 55H20V54H19ZM31 55H32V54H31ZM31 55H30V56H31ZM120 55H121V54H120ZM166 55H167V52H166ZM178 55H179V54H178ZM185 55H186V54H185ZM194 55H195V54H194ZM12 56H13V55H12ZM46 56H47V54H46ZM78 56H79V55H78ZM163 56H164V55H163ZM214 56H215V54H214ZM13 57H15V56H13ZM16 57H17V56H16ZM16 57H15V59H16ZM27 57H28V56H27ZM31 57H32V56H31ZM33 57H35V56H33ZM122 57H124V56H122ZM136 57L139 58V56H136ZM156 57H157V56H156ZM168 57H169V56H168ZM19 58H20V57H19ZM138 58H137V59H138ZM141 58H142V57H141ZM145 58H146V57H145ZM148 58H149V57H148ZM161 58H162V57H161ZM161 58H160V59H161ZM228 58H229V57H228ZM20 59L22 60L23 57H21ZM75 59H76V58H75ZM114 59H115V58H114ZM128 59H129V58H128ZM150 59L152 60L153 57L150 56ZM167 59H168V58H167ZM213 59H214V58H213ZM2 60H3V59H2ZM144 60H145V59H140L139 61H137V60H135L134 58H132L131 61H132V63H136V64L138 63V65H139V63H140V62H143ZM147 60H148V59H147ZM3 61H4V60H3ZM76 61H77V60H76ZM87 61H88V60H87ZM126 61H127V60H126ZM131 61H130V63H131ZM148 61H149V60H148ZM9 62H10V61H9ZM149 62H151V61H149ZM155 62H156L155 64H157L158 66H160L161 63H162V62H158V61H155ZM166 62H167V61H166ZM226 62H227V61H226ZM0 63H1V62H0ZM41 63H42V62H41ZM82 63H84V62H82ZM82 63H81V65H82ZM95 63L97 64V62H95ZM95 63H94V65H95ZM98 63H99V62H98ZM153 63H154V62H152V64H153ZM164 63H165V61H164ZM1 64H2V63H1ZM1 64H0V65H1ZM11 64H12V62H11ZM74 64H75V63H74ZM77 64H78V63H77ZM87 64H88V63H87ZM90 64H91V63H90ZM144 64H145V63H144ZM149 64H150V63H149ZM221 64H223V63H221ZM248 64H249V63H248ZM26 65H28V63H27ZM83 65H84V64H83ZM85 65H86V64H85ZM97 65H98V64H97ZM119 65H120V64H119ZM126 65H127V64H126ZM164 65H165V64H164ZM164 65H162V68H163ZM166 65H167V64H166ZM203 65H205V64H203ZM227 65H228V64H227ZM44 66H45V65H44ZM76 66H77V65H76ZM76 66H73V67H76ZM79 66H80V64L78 65V68H79ZM87 66H88V65H87ZM121 66L124 67L125 65H121ZM151 66H152V65H151ZM154 66H155V65H154ZM158 66H157V67L155 66V68H158ZM170 66H172V65H170ZM210 66H211V65H210ZM4 67H5V66H4ZM9 67H10V66H9ZM80 67H81V66H80ZM83 67H85V66H83ZM125 67H126V66H125ZM125 67H124V68H125ZM140 67H141V66H140ZM152 67H153V66H152ZM213 67H214V65H213ZM221 67H222V66H221ZM224 67H225V66H224ZM42 68H43V67H42ZM71 68H72V67H71ZM71 68H69V69H71ZM120 68H121V67H120ZM159 68H160V67H159ZM162 68H161L160 70H162ZM164 68H165V66H164ZM167 68H168V67H167ZM3 69H4V68H3ZM7 69H8V67H7ZM7 69H6V71H9V70H7ZM16 69H17L16 71H18V68H16ZM40 69H41V68H40ZM149 69H150V68H149ZM203 69H204V68H203ZM210 69H211V68H210ZM212 69H213V68H212ZM220 69H221V68H220ZM223 69H224V68H223ZM223 69H222V70H223ZM21 70H22V69H21ZM21 70H20V71H21ZM73 70H74V69H72V71H73ZM76 70H77V69L75 68L74 71H76ZM79 70H80V68H79ZM124 70H125V69H124ZM145 70H147V69H145ZM145 70H143V71H145ZM153 70H154V69H153ZM165 70H167V69L165 68ZM173 70H174V68H173ZM0 71H1V69H0ZM10 71H12V70H10ZM80 71H81V70H80ZM85 71H86V70H85ZM119 71H120V69H119ZM156 71H158V70L156 69ZM191 71H192V70H191ZM215 71H216V70H215ZM1 72H2V71H1ZM21 72H22V71H21ZM70 72H71V71H70ZM100 72H101V71H100ZM151 72H152V71H151ZM161 72H162V71H161ZM168 72H169V71H168ZM170 72H171V71H170ZM193 72H194V71H193ZM198 72H199V71H198ZM14 73H15V71H14ZM19 73H20V72H19ZM79 73H81V72H79ZM153 73H154V72H153ZM155 73H156V72H155ZM158 73H159V71H158ZM163 73H164V72H163ZM177 73H178V72H177ZM9 74H10V73H9ZM20 74H21V73H20ZM38 74H39V73H38ZM70 74H72V72H71ZM73 74H74V73H73ZM117 74H118V73H117ZM146 74H147V73H146ZM151 74H152V73H151ZM159 74H160V73H159ZM1 75H2V74H1ZM12 75H13V74H12ZM64 75H66V74H64ZM143 75H144V74H143ZM161 75H163V74H161ZM164 75H165V73H164ZM191 75H192V74H191ZM220 75H221V74H220ZM7 76H8V75H7ZM112 76H113V75H112ZM120 76H121V75H120ZM130 76H132V75H130ZM137 76H138V75H137ZM146 76H147V75H146ZM239 76H240V75H239ZM3 77H4V76H3ZM3 77H1V78H3ZM5 77H6V76H5ZM11 77H12V76H11ZM14 77H16V76H14ZM18 77H19V76H18ZM96 77H97V75H96ZM99 77H100V76H99ZM118 77H119V76H118ZM134 77H135V76H134ZM149 77H150V76H149ZM245 77H246V76H245ZM16 78H17V77H16ZM29 78H30V77H29ZM119 78H120V77H119ZM127 78H128V77H127ZM127 78H125V79H127ZM140 78H141V77H140ZM163 78H164V77H163ZM178 78H179V77H178ZM240 78H241V77H240ZM262 78H263V77H262ZM262 78H261V79H262ZM8 79H10V78H8ZM63 79H65V78L62 77V80H63ZM68 79H69V78H66L65 80H68ZM73 79H74V78H73ZM94 79H95V78H94ZM125 79H123V80L125 81ZM141 79H142V78H141ZM148 79H149V78H148ZM148 79H146V81H147ZM159 79H160V78H159ZM263 79H264V78H263ZM13 80H14V79H13ZM22 80H23V79H22ZM62 80H61V81H62ZM91 80L93 81V79H91ZM123 80H122V81H123ZM131 80H132V79H131ZM142 80H143V79H142ZM259 80H260V79H259ZM18 81H19V80H18ZM68 81H69V80H68ZM115 81H116V80H115ZM134 81H135V80H134ZM151 81H152V80H151ZM157 81H158V80H157ZM173 81H174V80H173ZM213 81H214V80H213ZM3 82H4V81H3ZM22 82H23V81H22ZM24 82H25V81H24ZM131 82H133V80H132ZM135 82H136V81H135ZM141 82H142V81H141ZM152 82H153V81H152ZM154 82H155V81H154ZM5 83H6V82H5ZM61 83H63V82H61ZM129 83H130V82H129ZM136 83H137V82H136ZM145 83H146V82H145ZM22 84H23V83H22ZM97 84H98V82L96 83V85H97ZM217 84H218V83H217ZM9 85H11V84H8L7 86H9ZM63 85H65V84H63ZM63 85H62V86H63ZM99 85H100V84H99ZM118 85H119V84H118ZM136 85H138V84H136ZM136 85H135V86H136ZM139 85H140V84H139ZM139 85H138V86H139ZM222 85H223V84H222ZM0 86H1V85H0ZM12 86H13V85H12ZM87 86H89V85H87ZM92 86H93V85H92ZM123 86H124V85H123ZM129 86H130V84H129ZM142 86H143V85H142ZM262 86H263V85H262ZM47 87H48V86H47ZM59 87H60V86H59ZM85 87H86V85H85ZM97 87H98V86H97ZM147 87H148V86H147ZM0 88H2V87H0ZM13 88H14V86H13ZM13 88H12V89H13ZM18 88H19V87H18ZM57 88H58V87H57ZM93 88H94V87H93ZM129 88H130V87H129ZM144 88H146V87H144ZM144 88H143V89H144ZM152 88H153V87H152ZM12 89H11V90H12ZM60 89H61V88H60ZM62 89H63V87H62ZM95 89H96V88H95ZM99 89H100V88H99ZM130 89H131V88H130ZM143 89H142V90H139V92H142ZM187 89H188V88H187ZM234 89H235V88H234ZM9 90H10V89H9ZM11 90H10V91H11ZM133 90H135V89H133ZM145 90H146V89H145ZM151 90H152V89H151ZM0 91H1V90H0ZM6 91H7V90H6ZM55 91H56V90H54V92H55ZM58 91H59V90H58ZM128 91H129V90H128ZM162 91H163V90H162ZM12 92H13V91H12ZM56 92H57V91H56ZM78 92H79V91H78ZM93 92H94V91H93ZM101 92H102V91H101ZM134 92H135V91H134ZM150 92H151V91H150ZM261 92H262V91H261ZM1 93H2V92H1ZM3 93H4V92H3ZM6 93L9 95V92H6ZM57 93H58V92H57ZM70 93H71V92H70ZM74 93H75V92H74ZM125 93H126V92H125ZM130 93H131V92H130ZM135 93H136V92H135ZM142 93H143V92H142ZM258 93H259V92H258ZM263 93H264V92H263ZM4 94H5V93H4ZM11 94H12V93H11ZM31 94H32V93H31ZM59 94H61V93L59 92ZM117 94H118V93H117ZM149 94H150V93H149ZM162 94H163V93H162ZM218 94H219V93H218ZM50 95H51V94H50ZM54 95H55V94H54ZM65 95H69V92H68V94H65ZM72 95H73V94H72ZM72 95H70V96L73 97ZM74 95H75V94H74ZM166 95H167V94H166ZM166 95H165V96H166ZM256 95H257V94H256ZM76 96H77V95H76ZM124 96H125V95H124ZM124 96H123V98H124ZM131 96H132V95H131ZM135 96H136V95H135ZM167 96H168V95H167ZM67 97H68V96H67ZM71 97H70V98H71ZM125 97H126V96H125ZM256 97H257V96H256ZM65 98H66V97H65ZM68 98H69V97H68ZM70 98H69V100H70ZM88 98H89V97H87V99H88ZM101 98H102V97H101ZM108 98H110V97H108ZM123 98H122V99H123ZM137 98H138V97H137ZM165 98H166V97H164V99H165ZM172 98H173V97H172ZM172 98H171V99H172ZM253 98H254V97H253ZM260 98H261V97H260ZM262 98H263V97H262ZM62 99H63V98H62ZM159 99H160V97H159ZM166 99H167V98H166ZM176 99H177V98H176ZM55 100H56V99H55ZM58 100H59V99H58ZM103 100H104V99H103ZM136 100H137V99H136ZM167 100H168V99H167ZM48 101H49V100H48ZM48 101H47V102H48ZM63 101H64V100H63ZM63 101L61 102V104L63 103ZM127 101H128V100H127ZM133 101H135V100H133ZM149 101H150V100H149ZM246 101H247V100H246ZM49 102H50V101H49ZM57 102H59V101H56V103H57ZM65 102H66V100H65ZM65 102H64V103H65ZM87 102H88V100H87ZM87 102H86V103H87ZM92 102H93V101H92ZM92 102H91V103H92ZM135 102H137V101H135ZM156 102H157V101H156ZM160 102H161V101H160ZM249 102H250V100H249ZM53 103H55V101H54ZM71 103H72V102H71ZM76 103H77V102H76ZM89 103H90V102H89ZM93 103H95V102H93ZM133 103H134V102H133ZM138 103H139V102H138ZM253 103H254V102H253ZM4 104H5V103H4ZM57 104H59V103H57ZM83 104H84V103H83ZM158 104H160V103H158ZM123 105H124V104H123ZM127 105H128V104H127ZM127 105H126V107H127ZM129 105H130V104H129ZM129 105H128V106H129ZM137 105H138V104H137ZM153 105L155 106V104H153ZM243 105H244V104H243ZM53 106H54V105H53ZM56 106H57V105H56ZM60 106H61V105H60ZM141 106H143V105H141ZM144 106H145V105H144ZM161 106H163V105H161ZM259 106H260V105H259ZM22 107H24V106H22ZM25 107H26V105H25ZM36 107H37V106H36ZM49 107H50V106H49ZM94 107H95V106H94ZM97 107H98V106H97ZM107 107H108V106H107ZM151 107H152V106H151ZM157 107H158V105H157ZM159 107H160V106H159ZM159 107H158V108H159ZM169 107H170V106H169ZM58 108H59V107H58ZM60 108H61V107H60ZM89 108H90V107H89ZM139 108H140V107H139ZM139 108H138V110H139ZM143 108H144V107H142V110H143ZM146 108H147V107H146ZM146 108H145V111H147ZM153 108H154V107H153ZM153 108H152V109H153ZM23 109H24V108H23ZM23 109H22V111H23ZM56 109H57V108L55 107V110H56ZM102 109H103V108H102ZM150 109H151V108H150ZM238 109H239V108H238ZM0 110H1V109H0ZM25 110H26V109H25ZM51 110H52V109H51ZM51 110H50V111H51ZM90 110H91V108H90ZM130 110H131V109H130ZM130 110H129V111H130ZM167 110H168V109H167ZM169 110H171V109H169ZM40 111H41V110H40ZM40 111H39V112H40ZM52 111H54V110H52ZM59 111H60V109H59ZM59 111H58V109H57L56 112H59ZM61 111H62V110H61ZM87 111H88V110H87ZM93 111H94V110H93ZM139 111H140V110H139ZM151 111H152V110H151ZM162 111H164V110H162ZM171 111H172V110H171ZM246 111H248V110L246 109ZM25 112H26V111H25ZM54 112H55V111H54ZM73 112H74V111H73ZM79 112H80V111H79ZM99 112H100V111H99ZM120 112H121V111H120ZM132 112H133V111H132ZM141 112H142V111H141ZM168 112H169V111H168ZM263 112H264V111H263ZM41 113H42V112H41ZM52 113H53V112H52ZM97 113H98V112H97ZM130 113H131V112H130ZM130 113H129V114H130ZM146 113H147V112H146ZM146 113H145V114H146ZM58 114H59V113H58ZM60 114H61V113H60ZM126 114H127V113H126ZM126 114H123V115H126ZM136 114H137V113H136ZM145 114H144V115H145ZM164 114H165V113H164ZM166 114H167V113H166ZM179 114H180V113H179ZM179 114H178V116H179ZM244 114H245V113H244ZM244 114H243V115H244ZM25 115H26V114H25ZM85 115H86V114H85ZM97 115H98V114H97ZM116 115H117V114H116ZM127 115H128V114H127ZM137 115H138V114H137ZM147 115H148V114H147ZM243 115H242V116H243ZM260 115H261V114H260ZM27 116H28V115H27ZM40 116H41V115H40ZM118 116H119V115H118ZM138 116H139V115H138ZM193 116H194V115H193ZM258 116H259V115H258ZM58 117H59V116H58ZM72 117H73V116H72ZM100 117H101V116H100ZM124 117H125V116H124ZM141 117H142V116H141ZM180 117H181V115H180ZM260 117H261V116H260ZM25 118H26V116H25ZM51 118H52V117H51ZM60 118H61V117H60ZM77 118H78V117H77ZM112 118H113V117H112ZM137 118H138V117H137ZM137 118H136V119H137ZM150 118H151V117H150ZM175 118H176V117H175ZM186 118H187V117H186ZM244 118H245V117H244ZM244 118H243V119H244ZM258 118H259V117H258ZM262 118H263V117H262ZM78 119H79V118H78ZM113 119H114V118H113ZM118 119H119V118H118ZM123 119H125V118H123ZM129 119H130V118H129ZM131 119H132V118H131ZM134 119H135V118H134ZM147 119H149V117H148ZM187 119H188V118H187ZM254 119H255V117H254ZM256 119H257V118H256ZM256 119H255V120H256ZM260 119H261V118H260ZM67 120H68V119H67ZM97 120H98V119H97ZM97 120H96V121H97ZM99 120H100V119H99ZM105 120H106V119H105ZM151 120H152V119H151ZM197 120H199V119L197 118ZM21 121H22V120H21ZM55 121H56V120H55ZM101 121H102V120H101ZM116 121H117V119H116ZM116 121H115V122H116ZM129 121H130V120H129ZM145 121H146V120H145ZM147 121H148V120H147ZM189 121H190V120H189ZM242 121H243V120H242ZM247 121H249V120H247ZM260 121H261V120H260ZM90 122H91V121H90ZM122 122H123V121H121V124H122ZM134 122H135V121H134ZM148 122H149V121H148ZM240 122H241V121H240ZM22 123H24V122H22ZM67 123H68V122H67ZM108 123H109V122H108ZM111 123H112V122H111ZM119 123H120V122H119ZM136 123H137V122H136ZM139 123L142 124L143 122H139ZM178 123H179V122H178ZM211 123H212V122H211ZM213 123H214V122H213ZM245 123L247 124L248 122H245ZM252 123H253V121H252ZM261 123H262V122H261ZM261 123H260V124H261ZM20 124H21V122H20ZM24 124H25V123H24ZM90 124H91V123H90ZM126 124H127V123H126ZM137 124H138V123H137ZM144 124H145V123H144ZM149 124H150V123H149ZM155 124H156V122H155ZM253 124H254V123H253ZM75 125H76V124H75ZM112 125H114V124H112ZM122 125H124V123H123ZM127 125H128V124H127ZM129 125H130V124H129ZM133 125H134V124H133ZM146 125H147V124H146ZM184 125H185V124H184ZM237 125H238V124H237ZM251 125H252V124H251ZM255 125H256V124H255ZM16 126H17V125H16ZM87 126H89V125H87ZM91 126H92V125H91ZM93 126H94V125H93ZM98 126H100V124H99ZM109 126H110V125H109ZM115 126H116V125H114V127H115ZM141 126H142V125H141ZM247 126H248V125H247ZM253 126H254V125H253ZM262 126H263V125H262ZM22 127H24V126H22ZM27 127H28V126H27ZM30 127H31V126H30ZM50 127H51V126L48 125V128L46 127V129L49 130ZM102 127H103V126H102ZM104 127H105V126H104ZM110 127H111V126H110ZM136 127H137V126H136ZM157 127H158V126H157ZM179 127H180V126H179ZM239 127H240V126H239ZM20 128H21V127H20ZM105 128H106V127H105ZM120 128H121V127H120ZM242 128H243V127H242ZM245 128H246V127H245ZM259 128H261V127H259ZM109 129H110V128H109ZM114 129H115V128H114ZM114 129H112V130L114 131ZM129 129H130V128H129ZM178 129H179V128H178ZM263 129H264V128H263ZM22 130H24V129H22ZM97 130H98V129H97ZM110 130H111V129H110ZM123 130H125V129H123ZM164 130H165V129H164ZM168 130H170V128H168ZM172 130H173V129H172ZM175 130H176V129H175ZM175 130H174V131H175ZM11 131H12V130H11ZM18 131H19V130H18ZM39 131H40V134H41V132H42V131H41V128H40ZM78 131H79V130H78ZM140 131H141V130H140ZM178 131H181V130H178ZM203 131H204V130H203ZM205 131H206V130H205ZM246 131H247V130H246ZM253 131H254V130H253ZM260 131H261V130H260ZM13 132H14V131H13ZM13 132H12V133H13ZM16 132H17V131H16ZM16 132H15V133H16ZM19 132H21V131H19ZM37 132H38V131H37ZM75 132H76V131L74 130V133H75ZM84 132H85V131H84ZM100 132H101V130H100ZM114 132H115V131H114ZM124 132H125V131H124ZM126 132H127V131H126ZM149 132H151V131H149ZM167 132H169V131H167ZM167 132H165V133H167ZM170 132H171V131H170ZM243 132H244V130H243ZM12 133L9 132L8 130H7V131L4 130L3 132H0V138H3V136H5V137H7V138H10L8 141L11 142L10 145L6 144V145H8V146L5 145V146H2V147H1V144H2L1 142H4V141H1V140H0V178H2L4 175L6 176V175L11 174V171H12V169H10V168L8 169V168H7V162L10 161V160H13L12 157H15L16 152H12V153H10V151H9L8 149H9L10 147H12V148H14V149H20V150H25V149H26V146H25V145H26L28 139L26 140V138L19 137L17 134L13 136ZM23 133H24V132H23ZM35 133H36V132H35ZM61 133H62V132H61ZM93 133H94V132H93ZM107 133H108V132H107ZM109 133H110V132H109ZM116 133H117V132H116ZM128 133H129V132H127V134H128ZM207 133H208V131H207ZM233 133H234V132H233ZM47 134H48V133H47ZM85 134H86V133H85ZM88 134L90 135V133H88ZM94 134H97V133H94ZM94 134H93V135H94ZM98 134H99V133H98ZM103 134H104V133H103ZM118 134H119V133H118ZM127 134H125V135H127ZM131 134H132V133H131ZM163 134H164V133H163ZM185 134H187V133H185ZM194 134H195V133H194ZM205 134H206V133H205ZM236 134H237V133H236ZM254 134H255V133H254ZM21 135H22V134H21ZM31 135H32V134H31ZM31 135H30V136H31ZM33 135H34V134H33ZM36 135H37V134H36ZM38 135H39V133H38ZM42 135H45V134L42 133L41 136H42ZM83 135H84V134H83ZM89 135H88V136H89ZM91 135H92V134H91ZM93 135H92V136H93ZM114 135H115V134H114ZM121 135H122V134H121ZM123 135H124V133H123ZM152 135H153V134H152ZM165 135H166V134H165ZM182 135H184V134H182ZM240 135H241V134H240ZM243 135H245V134H243ZM30 136H29V137H30ZM39 136H40V135H39ZM39 136H38V137H39ZM73 136H74V134H73ZM80 136H81V135H80ZM80 136H79V137H80ZM84 136H85V135H84ZM96 136H97V135H96ZM96 136H95V137H96ZM98 136H99V135H98ZM98 136H97V137H98ZM100 136H101V135H100ZM161 136H162V135H161ZM241 136H242V135H241ZM259 136H260V135H259ZM43 137H45V136H43ZM46 137H48V136H46ZM74 137H75V136H74ZM77 137H78V135H77ZM109 137H110V136H109ZM126 137H127V136H126ZM146 137H147V136H146ZM168 137H169V136H168ZM173 137H174V136H173ZM182 137H184V136H182ZM188 137H189V136H188ZM192 137H193V136H192ZM207 137H208V136H207ZM27 138H28V137H27ZM33 138H36V137L34 136ZM33 138H32V139H33ZM48 138H49V137H48ZM71 138H73V137H71ZM80 138H81V137H80ZM82 138H84V137H82ZM85 138H87V137L85 136ZM98 138H99L100 140L102 139V138H100V137H98ZM98 138H97V139H98ZM107 138H108V137H107ZM127 138H129V137H127ZM141 138H142V137H141ZM147 138H148V137H147ZM166 138H167V136H166ZM212 138H213V137H212ZM214 138H215V137H214ZM214 138H213L212 140H214ZM43 139H45V138H43ZM46 139H47V138H46ZM93 139H94V137H93ZM93 139H92V140H93ZM104 139H105V138H104ZM119 139H122V137L119 138ZM132 139H133V138H132ZM159 139H160V138H159ZM159 139H158V140H159ZM167 139H168V138H167ZM171 139H172V138H171ZM184 139H185V138H184ZM188 139H189V138H188ZM190 139H191V138H190ZM217 139H218V138H217ZM30 140H31V139H30ZM33 140H34V139H33ZM35 140H36V139H35ZM75 140H76V139H75ZM81 140H82V139H81ZM85 140H86V139H85ZM88 140H90V139H88ZM94 140H96V139H94ZM106 140H107V139H106ZM109 140H110V139H109ZM180 140H181V139H180ZM185 140H186V139H185ZM198 140H199V139H198ZM198 140L196 139L195 141H198ZM247 140H248V139H247ZM42 141H43V140H42ZM71 141H74V140H71ZM76 141H77V140H76ZM103 141H104V140H103ZM107 141H108V140H107ZM123 141H124V140H123ZM169 141H170V139H169ZM183 141H184V140H183ZM195 141H193V142H195ZM200 141H201V140H200ZM222 141H223V139H222ZM233 141H234V140H233ZM255 141H256V140H255ZM260 141H261V140H260ZM260 141H259V142H260ZM32 142L34 143V141H32ZM53 142H54V141H53ZM74 142H75V141H74ZM74 142H73V143H74ZM90 142H91V140H90ZM93 142H94V141H93ZM97 142H99V141H97ZM131 142H133V141H131ZM131 142H130V143H131ZM159 142H160V141H159ZM204 142H205V144H206V141H204ZM211 142H213V141H211ZM244 142H245V139H243V138H242V139H237V140H235L234 143H238L237 145H235V147H236V148H241L242 145H240V144H244ZM42 143H43V142H42ZM42 143H38V144H42ZM45 143H46V142H45ZM68 143H69V140H68ZM91 143H92V142H91ZM104 143L107 144L106 141H105ZM108 143H110V142H108ZM112 143H113V142H112ZM155 143L157 144V142H155ZM174 143H176V142H174ZM174 143H173V144H174ZM185 143L188 144L187 141H185ZM189 143H190V142H189ZM198 143H199V142H198ZM234 143H233V144H234ZM260 143H261V142H260ZM30 144H31V143H30ZM46 144H47V143H46ZM53 144H54V143H53ZM56 144H58V143H56ZM56 144H55V145H56ZM71 144H72V143H71ZM93 144H94V143H92V145H93ZM95 144H96V142H95ZM98 144H99V143H98ZM113 144H114V143H113ZM118 144H119V146H120V143H118ZM142 144H143V143H142ZM142 144H140V145H142ZM158 144H159V143H158ZM158 144H157V145H158ZM160 144H162V142H160ZM202 144H204V143H202ZM233 144H232V145H233ZM247 144H248V143H247ZM251 144H253V143H251ZM262 144H263V143H262ZM68 145H69V144H68ZM103 145H104V144H103ZM107 145H108V144H107ZM143 145H144V144H143ZM189 145H190V144H189ZM189 145H188V146H189ZM194 145H195V144H193V146H194ZM198 145H199V144H198ZM198 145H197L196 147H198ZM225 145H226V143H225ZM28 146H29V145H28ZM30 146H31V145H30ZM33 146H34V145H33ZM41 146L43 147L44 144L41 145ZM51 146H52V145H51ZM63 146H64V145H63ZM109 146H110V145H109ZM116 146H117V145H116ZM122 146H124V145L122 144ZM127 146H128V145H127ZM137 146H138V145H137ZM151 146L153 147V145H151ZM171 146H172V145H171ZM177 146H178V145H177ZM177 146H176V147H177ZM183 146H184V145H183ZM190 146H191V145H190ZM193 146H192V147H193ZM201 146H202V145H201ZM201 146H200V148H201ZM204 146H205V145H204ZM227 146H228V145H227ZM250 146H251V145H250ZM262 146H263V145H262ZM68 147H69V146H68ZM70 147H71V146H70ZM93 147H94V146H93ZM139 147H140V146H139ZM142 147H143V146H142ZM158 147H159V146H158ZM160 147H161V145H160ZM160 147H159V148H160ZM168 147H170L169 144H168ZM176 147H175V145H174L173 148H176ZM184 147H185V146H184ZM194 147H195V146H194ZM202 147H203V146H202ZM212 147H213V146H212ZM245 147H246V146H245ZM253 147H254V146H253ZM40 148H41V147H40ZM40 148H39V149H40ZM62 148H63V147H62ZM64 148H65V146H64ZM95 148H96V147H95ZM95 148H94V149H95ZM99 148H100V147H99ZM101 148H102V147H101ZM131 148H132V147H131ZM150 148H151V147H150ZM155 148H156V147H155ZM159 148H158V149H159ZM163 148H164V147H163ZM177 148H178V147H177ZM213 148H214V147H213ZM243 148H244V147H243ZM246 148H247V147H246ZM251 148H252V147H251ZM39 149H38V150H39ZM55 149H56V148H55ZM69 149H70V148H69ZM110 149H111V148H110ZM134 149H136V148H134ZM137 149H138V147H137ZM142 149H143V148H142ZM142 149H141V150H142ZM181 149H182V148H181ZM183 149H184V148H183ZM196 149H197V148H196ZM198 149H199V148H198ZM204 149H205V148H204ZM210 149H211V148H210ZM215 149L217 150V148H215ZM215 149H214V150H215ZM247 149H248V148H247ZM20 150H18V152H19ZM26 150H27V149H26ZM35 150H37V149H35ZM95 150H96V149H95ZM121 150H122V149H121ZM121 150H120V151H121ZM152 150H153V149H152ZM164 150H165V149H163V151H164ZM167 150H168V148H167ZM171 150H172V149H171ZM175 150H176V149H175ZM200 150H201V149H200ZM218 150H220V149H218ZM248 150H249V149H248ZM261 150H262V149H261ZM27 151H28V150H27ZM39 151H41V150H39ZM52 151H53V150H52ZM96 151H97V150H96ZM161 151H162V148H161ZM163 151H162V152H163ZM172 151H173V150H172ZM172 151H171V152H172ZM181 151H182V150H181ZM191 151H192V150H191ZM193 151H194V150H193ZM193 151H192V153H193ZM202 151H203V150H202ZM202 151H201V152H202ZM224 151H225V150H224ZM30 152H32V151H30ZM35 152H36V151H35ZM49 152L51 153V151H49ZM55 152H56V151H55ZM99 152L101 153L102 151L99 150ZM162 152H161V153H162ZM164 152H165V151H164ZM164 152H163V154H164ZM179 152H180V151H179ZM201 152L199 151V153H201ZM206 152H207V149H206ZM215 152H216V151H215ZM220 152H221V151H220ZM222 152H223V151H222ZM230 152H231L230 154H232V155H234V156H240L242 153L245 154L244 151H237V152L235 151V152H234V151H232V149H231ZM259 152H260V151H259ZM25 153H26V152H25ZM36 153H37V152H36ZM72 153H73V152H72ZM74 153H76V152L74 151ZM102 153H103V152H102ZM110 153H111V152H110ZM117 153H119V152H117ZM146 153H147V151H146ZM152 153H153V152H152ZM158 153H159V151H158ZM158 153H157V154H158ZM165 153H166V152H165ZM167 153H168V152H167ZM186 153H188V152H186ZM196 153H198V152H196ZM196 153H195V154H196ZM199 153H198V154H199ZM203 153H204V151H203ZM212 153H213V152H212ZM19 154H20V157L23 156V155L21 156V152H20ZM22 154H23V152H22ZM32 154H33V153H32ZM38 154H39V153H38ZM48 154H49V153H48ZM55 154H56V153H55ZM68 154H69V153H68ZM70 154H71V153H70ZM111 154H112V153H111ZM124 154H125V153H124ZM126 154H127V153H126ZM130 154H133V153H130ZM139 154H140V153H139ZM149 154H150V153H149ZM153 154H154V153H153ZM169 154H170V153H169ZM205 154H206V153H205ZM208 154H209V153H208ZM219 154H220V153H219ZM219 154H218V156H221V155H219ZM226 154H227V153H226ZM226 154H225V155H226ZM260 154H261V153H260ZM27 155H28V154H27ZM53 155H54V154H53ZM58 155H61V154H58ZM58 155H57V156H58ZM63 155H64V154H63ZM112 155H113V154H112ZM127 155H128V154H127ZM155 155H156V154H155ZM177 155H178V154H177ZM183 155H184V154H183ZM183 155H182V156H183ZM188 155H189V153L187 154V156H188ZM191 155H192V154H191ZM199 155H200V154H199ZM199 155H197V156H199ZM251 155H253V154L251 153ZM257 155H258V154H257ZM18 156H19V155H18ZM18 156H16V157H18ZM28 156H29V155H28ZM47 156H48V155H47ZM61 156H62V155H61ZM73 156H74V154H73ZM105 156H106V155H105ZM108 156H109V155H108ZM121 156H122V155H121ZM124 156H125V155H124ZM124 156H123V157H124ZM135 156H136V155H135ZM137 156H138V155H137ZM145 156H146V154H145ZM173 156H175V155H173ZM179 156H180V155H179ZM189 156H190V155H189ZM203 156H204V155H203ZM203 156H202V157H203ZM209 156H210V155H209ZM213 156H214V155H213ZM245 156H246V154H245ZM247 156H248V155H247ZM30 157H32V155H31ZM35 157H38V155L36 156V154H35ZM48 157H49V156H48ZM68 157H69V156H68ZM68 157H67V159H68L69 161L66 160V161H68V162H65V160L63 161V162H65V164L63 165V167H64V170H65V173H66V174H65V180H66V181L64 180L62 183H63V184L66 183V182L68 183L67 186H65L66 189H67L68 186H70V185L72 184V182H73V183H76L77 180L79 179V178H78V179H75V180H71L70 173H71L72 171L70 170V171H71V172H70L69 170H67V167H68L69 165H73L74 162H72V161H74V160L71 161V159L68 158ZM111 157H112V156H111ZM116 157H117V156H116ZM126 157H127V156H126ZM126 157H125V158H126ZM146 157H147V156H146ZM18 158H19V157H18ZM33 158H34V157H33ZM44 158H45V157H44ZM62 158H63V157H62ZM127 158H128V157H127ZM129 158H131V157H129ZM129 158H128V159H129ZM134 158H135V157H134ZM134 158H133V159H134ZM147 158H148V157H147ZM147 158H146V160H148ZM158 158H160V157H158ZM175 158H176V157H175ZM181 158H183V157H181ZM181 158L179 157L178 160L181 159ZM185 158H187V157H185ZM193 158L196 159V157H194V154H193ZM207 158H208V157H207ZM217 158H218V157H217ZM262 158H263V157H262ZM22 159H24V158H22ZM25 159H27V158H25ZM28 159H29V158H28ZM28 159H27V160H28ZM30 159H31V158H30ZM35 159L37 160V158H35ZM35 159H34V161H35ZM42 159H43V158H42ZM56 159H57V158H56ZM58 159H59V158H58ZM64 159H65V158H64ZM112 159H113V158H112ZM114 159H116V158H114ZM128 159H127V160H128ZM131 159H132V158H131ZM131 159H130V160H131ZM176 159H177V158H176ZM187 159H188V158H187ZM189 159H190V158H189ZM191 159H192V158H191ZM191 159H190V160H191ZM197 159H199V157H197ZM201 159H202V158H201ZM223 159H224V158H223ZM234 159H235V158H234ZM243 159H244V158H243ZM254 159H256V158H254ZM260 159H261V158H260ZM27 160H26V161H27ZM38 160H39V159H38ZM38 160H37V161H38ZM60 160H61V159H60ZM109 160H110V159H109ZM122 160H123V159H122ZM138 160H139V159H138ZM142 160H143V159H142ZM151 160H152V159H151ZM157 160H158V159H157ZM181 160H182V159H181ZM184 160H185V159H183V161H184ZM202 160H203V159H202ZM210 160H211V159H210ZM212 160H213V159H212ZM219 160H221V159H219ZM229 160H230V159H229ZM232 160H233V159H232ZM235 160H236V159H235ZM24 161H25V160H23L22 162H24ZM29 161H30V160H29ZM31 161H32V160H31ZM31 161H30V162H31ZM54 161H55V159H54ZM54 161H53V162H54ZM101 161H102V160H101ZM112 161H113V160H112ZM116 161H117V159H116ZM125 161H126V160H125ZM125 161H123V163H124ZM134 161H135V159H134ZM139 161H140V160H139ZM153 161H154V160H153ZM159 161H160V160H159ZM196 161H197V160H196ZM203 161H204V160H203ZM205 161H206V160H205ZM216 161H217V160H216ZM216 161H214V162H216ZM255 161H256V160H255ZM19 162H20V161H19ZM19 162H18V163H19ZM27 162H28V161H27ZM27 162H26V163H27ZM32 162H33V161H32ZM45 162H47V161H45ZM49 162H50V160H49ZM56 162H57V160H56ZM60 162H62V161H60ZM63 162H62V163H63ZM82 162H84V161H81V164H82ZM128 162H129V161H128ZM131 162H132V161H131ZM143 162H145V160L142 161V163H143ZM178 162H179V161H178ZM184 162H185V161H184ZM192 162H193V161H192ZM192 162H191V163H192ZM210 162L213 163V161H210ZM223 162H224V161H223ZM223 162H222V163H223ZM241 162H243V161H241ZM245 162H247V161H245ZM245 162H244V163H245ZM258 162H259V161H258ZM262 162H263V161H262ZM9 163H10V162H9ZM14 163H15V162H14ZM18 163H16L17 166H18ZM38 163H39V162H38ZM84 163H89V162H88V161H87V162L85 161ZM91 163H92V162H91ZM98 163H99V162H98ZM100 163H101V162H100ZM119 163H121L120 160H119ZM119 163H118V164H119ZM123 163H121V164H123ZM133 163H134V162H133ZM136 163H137V161H136ZM147 163H149V162H147ZM182 163H183V162H182ZM186 163H187V162H186ZM197 163H198V162H197ZM197 163H194V164L197 165ZM239 163H240V162H239ZM249 163H250V162H249ZM253 163H254V162H253ZM11 164H12V163H11ZM24 164H25V163H24ZM29 164H30V163H29ZM29 164H28V165H29ZM31 164H32V163H31ZM50 164H51V163H50ZM75 164L77 165L78 163H75ZM79 164H80V163H79ZM81 164H80V165H81ZM92 164H94V163H92ZM113 164H115V163H113ZM121 164H120V165H121ZM124 164H125V163H124ZM130 164H131V163H130ZM153 164H155V163H153ZM202 164H204V163H202ZM207 164H208V163H207ZM214 164H215V163H214ZM218 164H219V163H218ZM220 164H221V163H220ZM35 165H37V164H35ZM38 165H39V164H38ZM51 165H52V164H51ZM54 165H55V163H54ZM82 165H83V164H82ZM87 165H89V164H87ZM95 165H96V163H95ZM103 165H104V164H103ZM149 165H150V164H149ZM158 165H159V164H158ZM165 165H166V164H165ZM183 165H184V164H183ZM208 165H209V164H208ZM14 166H15V164H14ZM21 166H22V165H21ZM24 166H25V165H24ZM61 166H62V165H61ZM61 166L59 165V170H58V172H59L60 174L62 173ZM84 166H85V165H84ZM84 166H83V167H84ZM91 166H92V165H91ZM111 166H112V165H111ZM121 166H122V165H121ZM129 166H130V165H129ZM154 166H155V165H154ZM156 166H157V165H156ZM215 166H216V165H215ZM226 166H227V165H226ZM258 166H259V165H258ZM49 167H50V166H49ZM49 167H48V168H49ZM57 167H58V166L55 165L56 170H57ZM86 167H88V166H86ZM89 167H90V166H89ZM94 167H95V166H94ZM113 167H114V166H113ZM118 167H119V165H118ZM124 167H125V166H124ZM124 167H123V168H124ZM126 167H127V166H126ZM134 167H136V166H134ZM149 167H150V166H149ZM188 167H189V166H188ZM198 167H199V166H198ZM208 167H210V166H208ZM219 167H220V166H219ZM224 167H225V165H224ZM238 167H240V166H238ZM242 167H243V166H242ZM260 167H262V166H260ZM16 168H17V167H16ZM22 168H23V167H22ZM29 168H31V167H29ZM32 168H33V167H32ZM48 168H46V169H48ZM55 168H54V169H55ZM77 168H78V167H77ZM79 168H81V167H79ZM79 168H78V169H79ZM108 168H110V167H108ZM182 168H183V167H182ZM190 168H191V167H190ZM230 168H231V167H230ZM240 168H241V167H240ZM263 168H264V167H263ZM263 168H262V169H263ZM24 169H25V168H24ZM24 169H22V170H24ZM34 169H35V168H34ZM50 169H51V168H50ZM101 169H102V168H101ZM111 169H112V168H111ZM124 169H126V168H124ZM132 169H133V168H132ZM141 169H142V168H141ZM145 169H146V168H145ZM147 169H148V167H147ZM150 169H153V168H150ZM150 169H148V170H150ZM166 169H167V168H166ZM184 169H185V168H184ZM184 169H183V170H184ZM198 169H199V168H198ZM216 169H218V168H216ZM221 169H222V168H221ZM223 169H224V168H223ZM227 169H228V168H227ZM233 169H234V168H233ZM246 169H247V168H246ZM4 170H5V172H3ZM6 170H7V171H6ZM19 170L21 171V169H19ZM29 170H32V171H33V169H29ZM35 170H36V169H35ZM72 170H73V169H72ZM121 170H122V169H121ZM161 170H162V169H161ZM195 170H196V168H195ZM218 170H219V169H218ZM234 170H235V169H234ZM259 170H260V169H259ZM13 171H15V170L13 169ZM13 171H12V172H13ZM16 171H18V169H17ZM45 171H46V170H45ZM47 171H48V170H47ZM47 171H46V172H47ZM49 171H50V170H49ZM51 171H52V170H51ZM76 171H77V170H76ZM105 171H106V170H105ZM111 171H112V170H111ZM111 171H110V173H111ZM126 171H127V170H126ZM135 171H136V170H135ZM154 171H158V170H154ZM202 171H203V170H202ZM202 171L200 170V173H201ZM209 171H210V170H209ZM224 171H225V170H224ZM224 171H223V172H224ZM227 171H228V170H227ZM6 172H7V173H6ZM34 172H35V171H34ZM52 172H54V171H52ZM81 172H82V171H81ZM81 172H80V173H81ZM83 172H84V171H83ZM90 172H91V171H90ZM90 172H89V173H90ZM103 172H104V171H103ZM103 172H102V173H103ZM114 172H115V170H114ZM114 172H113V173H114ZM117 172H118V171H116L115 174L118 175ZM122 172H123V171H122ZM131 172H132V170H131ZM133 172H134V171H133ZM139 172H140V171H139ZM166 172H167V171H166ZM169 172H170V171H169ZM171 172H172V171H171ZM193 172H194V171H193ZM223 172H222V173H223ZM234 172H235V171H234ZM256 172H257V171H256ZM260 172H261V171H260ZM13 173L15 174V172H13ZM21 173H23V171H22ZM26 173H27V176L30 174V172H29V173L26 172ZM43 173L45 174V172H43ZM54 173H56V172H54ZM59 173H57V174L60 175ZM143 173H144V172H143ZM159 173H161V172H159ZM162 173H165V172H162ZM173 173H174V172H173ZM195 173H196V172H195ZM195 173H194V174H195ZM198 173H199V171H198ZM202 173H203V172H202ZM209 173H210V172H209ZM235 173H236V172H235ZM237 173L239 174V172H237ZM246 173H247V172H246ZM41 174H42V173H41ZM47 174H49V172H48ZM47 174H46V175H47ZM90 174H91V173H90ZM111 174H112V173H111ZM115 174H113V175L115 176ZM121 174H122V173H121ZM139 174H140V173H139ZM139 174H138V177H139ZM165 174H166V173H165ZM233 174H234V173H233ZM244 174H245V173H244ZM18 175H20V174L18 173ZM18 175H17V176H18ZM84 175H85V174H84ZM119 175H120V174H119ZM119 175H118V177H119ZM125 175H126V174H125ZM125 175H124V176H125ZM127 175H128V174H127ZM132 175H133V173H132ZM148 175H150V174L148 173ZM157 175H159V174H157ZM168 175L171 176L170 174H168ZM173 175H174V174H173ZM9 176H10V175H9ZM25 176H26V175H24V177H25ZM27 176H26V177H27ZM29 176H30V175H29ZM50 176H51V175H50ZM130 176H131V175H130ZM155 176H156V175H155ZM165 176H166V175H164V177H165ZM174 176H177V175H174ZM194 176H195V175H194ZM235 176H236V175H235ZM248 176H251V174L248 175ZM22 177H23V175H22ZM22 177H21V178H22ZM24 177H23V178H24ZM26 177H25V178H26ZM37 177H38V176H37ZM42 177H43V178H42ZM42 177H41V178H42L41 180H43V179L45 180V178L48 177V175L45 176V178H44V176H42ZM51 177H52V176H51ZM61 177H63V176H61ZM121 177L124 178L123 176H121ZM125 177H126V176H125ZM133 177H134V176H133ZM138 177H137V178H138ZM152 177H153V176H152ZM159 177H160V176H159ZM184 177H185V176H184ZM203 177H204V176H203ZM203 177H202V178H203ZM208 177H209V176H208ZM230 177H231V176H230ZM245 177H246V176H245ZM18 178H20V177L18 176ZM27 178H28V177H27ZM55 178H56V177H55ZM55 178H54V179H55ZM59 178H60V177H59ZM66 178H68V180H67ZM75 178H76V177H75ZM114 178H116V176H115ZM114 178H113V179H114ZM161 178H162V177H161ZM165 178H166V177H165ZM176 178H177V177H176ZM199 178H201V177L199 176ZM199 178H198V179H199ZM204 178H206V177H204ZM239 178H240V176H239ZM255 178H257V177H255ZM2 179H3V178H2ZM6 179H7V178H6ZM10 179H11V178H10ZM28 179H29V178H28ZM30 179H31V178H30ZM32 179H33V178H32ZM38 179H39V178H38ZM46 179H48V178H46ZM56 179H57V178H56ZM120 179H121V178H120ZM142 179H143V178H142ZM146 179H147V178H146ZM148 179H149V178H148ZM155 179H156V178H155ZM157 179H158V178H157ZM159 179H160V178H159ZM168 179H169V178H168ZM168 179H167V180H168ZM182 179H184V178H182ZM187 179H189V178H187ZM190 179H191V178H190ZM207 179H208V178H207ZM247 179H248V178H247ZM252 179H253V178H252ZM259 179H260V178H259ZM263 179H264V178H263ZM3 180H4V179H3ZM3 180H2V181H3ZM15 180H16V179H15ZM34 180H35V179H34ZM49 180L51 181V179H49ZM102 180L104 181V179H102ZM102 180H101V182H102ZM144 180H145V179H144ZM165 180H166V179H165ZM179 180H180V179H179ZM214 180H215V179H214ZM234 180H235V179H234ZM255 180H256V179H255ZM5 181H6V180H5ZM9 181H10V180H9ZM28 181H30V180H27V182H28ZM31 181H32V180H31ZM38 181H39V180H38ZM47 181H48V180H47ZM58 181H59V180H58ZM82 181H83V180H82ZM82 181L80 180V183H81ZM105 181H106V180H105ZM105 181L103 182L104 184H105ZM123 181H124V180H123ZM130 181H131V180H130ZM135 181H136V180H135ZM139 181H141V180H139ZM139 181H138V182H139ZM153 181H154V180H153ZM160 181H161V180H160ZM190 181H192V180H190ZM245 181H247V180H245ZM245 181H244V182H245ZM20 182H21V181H20ZM35 182H36V181H35ZM35 182L32 183V186H33V185L35 186ZM44 182H46V181H44ZM60 182H61V181L57 182V184L60 183ZM84 182H85V181H84ZM87 182H89V181L87 180ZM87 182H85V183H87ZM95 182H96V181H95ZM116 182H117V181H116ZM133 182H134V181H133ZM151 182H152V181H151ZM174 182H175V181H174ZM185 182H186V181H185ZM238 182H239V181H238ZM238 182H237V183H238ZM255 182H256V181H255ZM36 183H38V182H36ZM42 183H43V182H42ZM52 183H53V182H52ZM55 183H56V182H55ZM85 183H84V184H85ZM89 183H91V181H90ZM109 183H110V182H109ZM127 183H129V182H127ZM135 183H137V182H135ZM140 183H141V182H140ZM160 183H161V182H160ZM179 183H181V182H179ZM183 183H184V182H183ZM235 183H236V182H235ZM240 183H241V182H240ZM242 183H243V182H242ZM26 184H27V183H25V187L27 186ZM29 184H30V183H29ZM29 184H28V185H29ZM44 184H46V183H44ZM99 184H100V183H99ZM117 184H118V183H117ZM132 184H133V183H132ZM144 184H145V182H144ZM146 184H147V183H146ZM174 184H175V183H174ZM249 184H250V183H249ZM253 184H254V182L251 183V187H252ZM258 184H259V183H258ZM1 185H2V184H1ZM1 185H0V186H1ZM8 185H9V184H8ZM11 185H12V183H11ZM36 185H37V184H36ZM41 185L43 186V184H41ZM64 185H65V184H64ZM73 185H74V184H73ZM91 185H92V184H91ZM102 185H103V184H102ZM105 185H106V184H105ZM107 185H108V184H107ZM137 185H138V184H137ZM149 185H150V184H149ZM170 185H171V184H170ZM184 185H185V183H184ZM193 185H194V184H193ZM2 186H3V185H2ZM34 186H33V187H34ZM108 186H109V185H108ZM132 186H133V185H132ZM139 186H140V185H139ZM156 186H158V185H156ZM175 186H176V185H175ZM190 186H191V185H190ZM248 186H249V185H248ZM261 186H262V185H261ZM30 187H31V186H30ZM33 187H32L31 190H33ZM35 187H36V186H35ZM43 187H45V185H44ZM46 187H47V185H46ZM62 187H64V186H62ZM71 187H72V185H71ZM77 187H78V186H77ZM110 187H111V186H110ZM113 187H114V186H113ZM154 187H155V186H154ZM167 187H168V186H167ZM235 187H236V186H235ZM249 187H250V186H249ZM8 188H9V187H8ZM11 188H13V187L11 186ZM16 188L18 189V188H22V187H19V186H18V187H16ZM16 188H15V189H16ZM39 188H40V186H39ZM41 188H42V187H41ZM41 188H40V189H41ZM57 188H58V187H57ZM68 188H69V187H68ZM85 188H86V187H85ZM136 188H137V186H136ZM136 188H135V189H136ZM139 188H140V187H139ZM158 188H159V187H158ZM168 188H169V187H168ZM183 188H184V187H183ZM186 188H187V187H186ZM192 188H193V187H192ZM194 188H196V187L194 186ZM237 188H238V185H237ZM247 188H248V187H247ZM254 188H255L256 190H258V186H256V184L254 185ZM254 188H253V189H254ZM22 189H24V185H23V188H22ZM60 189H61V188H60ZM60 189H59V191H60ZM63 189H64V188H63ZM63 189H61V190H63ZM69 189H70V188H69ZM78 189H79L78 192H79L80 194H79L76 190H74V191H76V193H77V195L75 194V195H76L75 197H77V198H74V200L79 198V201H80L81 197H85V196L90 197V196L92 195L91 192H90V193H89L88 191H87V192H83L84 190H83L82 188H78ZM150 189H151V188H150ZM154 189H155V188H154ZM250 189H251V188H250ZM11 190H12V189H11ZM19 190H20V189H19ZM35 190H36V189H35ZM41 190H43V189H41ZM45 190H46V189H45ZM56 190H57V189H56ZM67 190H68V189H67ZM147 190H149V187H148ZM155 190H156V189H155ZM159 190H162V189L160 188ZM172 190H173V189H172ZM198 190H199V189H198ZM238 190H239V189H238ZM238 190H237V192H238ZM241 190H242V189H241ZM260 190H261V189H260ZM4 191H5V190H4ZM9 191H10V189H9ZM43 191H44V190H43ZM52 191H53V190H52ZM65 191H66V190H64V193H65ZM72 191H73V188H72ZM114 191H115V189H114ZM136 191H137V190H136ZM144 191H146V189H144ZM176 191H178V190H176ZM247 191H248V190H247ZM253 191H255V190H253ZM258 191H259V190H258ZM1 192H2V191H1ZM14 192H15V190H14ZM16 192H17V191H16ZM44 192H45V191H44ZM56 192H57V191H56ZM97 192H98V191H97ZM137 192H139V191H137ZM142 192H143V190H142ZM148 192H149V191H147V193H148ZM156 192H157V191H156ZM171 192H172V191H171ZM197 192H198V191H197ZM197 192H196V193H197ZM217 192H218V191H217ZM251 192H252V191H251ZM251 192H250V193H251ZM36 193H37V192H36ZM64 193H63V195H64ZM157 193H158V192H157ZM164 193H165V192H164ZM191 193H192V192H191ZM209 193H211V192H209ZM227 193H228V192H227ZM229 193H230V192H229ZM235 193H236V192H235ZM245 193H247V192H245ZM250 193H249V194H250ZM258 193H259V192H258ZM260 193H262V192H260ZM3 194H4V193H3ZM6 194H7V193H6ZM11 194H12V193H11ZM27 194H28V193H27ZM44 194H45V193H44ZM65 194H66V193H65ZM98 194H99V192H98ZM98 194H97V195H98ZM140 194H141V193H140ZM143 194H144V193H143ZM149 194H151V193H149ZM158 194H159V193H158ZM160 194H161V193H160ZM166 194H167V193H166ZM194 194H195V193H194ZM197 194H198V193H197ZM200 194H201V193H200ZM206 194H207V193H206ZM222 194H223V193H222ZM240 194H241V193H240ZM242 194H243V193H242ZM249 194H248V195H249ZM0 195H1V196H0V199H1V197H4V195H3V196H2V194H0ZM14 195H15V198H16V194H14ZM56 195H58V192H57V194H55L53 197H55ZM60 195H61V194H60ZM63 195H62V196H63ZM68 195H69V194H68ZM102 195H103V194H102ZM137 195H138V193H137ZM144 195H145V194H144ZM154 195H155V193H154ZM181 195H182V194H181ZM189 195H190V194H189ZM207 195H208V194H207ZM213 195H214V193H213ZM215 195H216V194H215ZM226 195H227V194H226ZM233 195H236V194H233ZM259 195H261V194H259ZM262 195L264 196V191H263V194H262ZM25 196H27V195H25ZM25 196H23V197H25ZM62 196H61V197H62ZM148 196H149V195H148ZM168 196L170 197V195H168ZM168 196H167V197H168ZM186 196H187V195H186ZM238 196H239V194H238ZM241 196H242V195H241ZM249 196H250V195H249ZM13 197H14V196H13ZM27 197H28V196H27ZM39 197H40V196H39ZM63 197H65V196H63ZM68 197H69V196H68ZM137 197H138V196H137ZM140 197H141V196H140ZM151 197H152V196H151ZM158 197H159V196H158ZM160 197H161V196H160ZM189 197H190V196H189ZM189 197H188V198H189ZM199 197H200V196H199ZM216 197H217V196H216ZM225 197H227V196H225ZM231 197H232V196H231ZM236 197H237V196H236ZM258 197H259V196H258ZM8 198H9V197H8ZM17 198H18V197H17ZM25 198H26V197H25ZM25 198H24V200H25ZM28 198H30V197H28ZM149 198H150V197H149ZM152 198H153V197H152ZM170 198H171V197H170ZM181 198H182V197H181ZM186 198H187V197H186ZM205 198H206V197H205ZM237 198H238V197H237ZM250 198H251V197H250ZM254 198H255V197H254ZM256 198H257V197H256ZM42 199H43V198H42ZM55 199H56V198H55ZM55 199H54L53 201H51V202H55ZM58 199H59V198H58ZM62 199H63V198H62ZM62 199H61V200H62ZM66 199L69 200L70 198H66ZM162 199H163V197H162ZM162 199H161V200H162ZM184 199H185V198H184ZM215 199H216V198H215ZM218 199H219V198H218ZM245 199H246V197H245ZM263 199H264V198H263ZM263 199H262V200H263ZM4 200H6V195H5V199H4ZM4 200H3V201H4ZM7 200H8V199H7ZM13 200H14V199H13ZM15 200H16V199H15ZM22 200H23V199H22ZM61 200L59 199V202H60ZM71 200H73V199H71ZM140 200H141V199H140ZM140 200H139V201H140ZM142 200H143V199H142ZM146 200H147V199H146ZM151 200H152V199H151ZM151 200H150V201H151ZM157 200H158V199H157ZM203 200H204V199H203ZM226 200H227V199H226ZM226 200H225V201H226ZM234 200H235V199H234ZM234 200H233V201H234ZM10 201H11V200H10ZM18 201H19V200H18ZM27 201H28V200H27ZM137 201H138V200H137ZM162 201H164V199H163ZM167 201H168V200H167ZM167 201H166V199H165V202H167ZM170 201H171V200H170ZM173 201H175V200H173ZM178 201H179V200H178ZM183 201H184V200H183ZM201 201H202V200H201ZM207 201H208V200H207ZM211 201H212V200H211ZM248 201H249V200H248ZM255 201H256V200H255ZM8 202H9V200H8ZM71 202H72V201H71ZM83 202H84V201H83ZM83 202H82V203H83ZM85 202H88V201H85ZM120 202H121V201H120ZM124 202H125V201H124ZM147 202H148V201H147ZM151 202H152V201H151ZM157 202H158V201H157ZM165 202H164V203H165ZM179 202H180V201H179ZM203 202H204V201H203ZM212 202H213V201H212ZM253 202H254V201H253ZM257 202H258V201H257ZM1 203H2V202H1ZM17 203H18V202H17ZM60 203H61V202H60ZM76 203H77V202H76ZM76 203H75V204H76ZM97 203H99V201H98ZM141 203H142V201H141ZM197 203H198V202H197ZM201 203H202V202H201ZM201 203H200V204H201ZM214 203H215V202H214ZM255 203H256V202H255ZM261 203H262V201H261ZM18 204H19V203H18ZM23 204H24V201H23L22 204H19L18 206H14V208L12 209V212H13V213H12V217L10 218L11 223H15V222H16L15 224L18 225V224H35V223L40 222L41 220L38 219L37 221H35V220L33 221V220H32V222H31V221H30V222L28 221L29 223H25L26 220H23L24 217H23V219L20 218L21 215H19L20 212L18 213V211H19L18 209L20 208L19 206H23ZM64 204H65V203H64ZM75 204H74V205H75ZM83 204H84V203H83ZM83 204H82V206L80 207V209H82V210H83L84 207H85V206H83ZM122 204H123V203H122ZM137 204H138V202H137ZM175 204H176V201H175ZM189 204H190V203H189ZM191 204H193V203H191ZM195 204H196V203H195ZM231 204H232V203H231ZM231 204H230V206H231ZM233 204H234V203H233ZM242 204H243V203H242ZM77 205L80 206V205H79V202H78ZM96 205H97V204H96ZM127 205H128V204H127ZM129 205H130V204H129ZM129 205H128V206H129ZM138 205L141 206V204H138ZM138 205H137V206H138ZM142 205H143V203H142ZM149 205H150V204H149ZM167 205H168V204H167ZM170 205H171V204H170ZM170 205H168V206H170ZM216 205H220V203H219V204H216ZM227 205H229V204H227ZM248 205H249V204H248ZM257 205H258V204H257ZM50 206H51V205H50ZM55 206H56V205H55ZM60 206H61V204H60ZM60 206H59V207H60ZM70 206H71V205H70ZM133 206H135V205H133ZM152 206H153V203H152ZM156 206H160V205H157V204H156ZM156 206H155V207H156ZM164 206H166V205H164ZM168 206L165 207V208H168ZM193 206H194V205H193ZM203 206H204V205H203ZM211 206H212V205H211ZM223 206H224V205H223ZM225 206H226V205H225ZM230 206H229V207H230ZM236 206H237V205H236ZM236 206H235V207H236ZM254 206H256V205H254ZM3 207H4V206H3ZM3 207H2V208H3ZM18 207H19V208H18ZM23 207H24V206H23ZM32 207H34V206H32ZM62 207H63V206H62ZM68 207H69V206H68ZM71 207H72V206H71ZM125 207H126V204H125ZM142 207H143V206H141V208H142ZM145 207H146V206H145ZM176 207H177V206H176ZM180 207H182V205H181ZM185 207H186V206H185ZM205 207H206V206H205ZM216 207H218V206H216ZM220 207H221V206H220ZM261 207H262V206H261ZM4 208L6 209V207H4ZM25 208H27L26 203H25ZM25 208H24V209H25ZM29 208H30V207H29ZM29 208L26 209V210H29ZM56 208H57V207H56ZM60 208H61V207H60ZM60 208H59V209H60ZM72 208H73V207H72ZM74 208H75V207H74ZM113 208H114V207H113ZM131 208H132V207H130V211L132 210ZM133 208H135V207H133ZM223 208H224V207H223ZM231 208H232V207H231ZM14 209H16V210H14ZM31 209H32V208H31ZM34 209H35V208H34ZM65 209H67V208H65ZM77 209H78V208H77ZM91 209H92V207H91ZM91 209H90V210H91ZM99 209H101V208H99ZM106 209H107V208H106ZM108 209H110V208H108ZM125 209H126V208H125ZM127 209H128V208H127ZM135 209H136V208H135ZM137 209H138V208H137ZM139 209H140V208H139ZM139 209H138V210H139ZM155 209H156V208H155ZM173 209H174V207H173ZM198 209H199L198 212H200V211H201V208H198ZM229 209H230V208H229ZM254 209H255V208H254ZM257 209H258V208H257ZM262 209H263V208H262ZM26 210H25V211H26ZM48 210H49V209H48ZM82 210H80V212H78V213H84V214H78V215H77V214L75 213L77 216L74 217V218H75V222H74V223H75L76 226H79V225H80L79 223H81L80 226H82V228H85V227H87V226L89 227L90 222L93 220V219H91V218H89V217L95 215V212L92 211V210L89 211V212H87V211L85 212V211H82ZM93 210H94V209H93ZM148 210H149V209H148ZM152 210H153V209H152ZM156 210H157V209H156ZM165 210H166V209H165ZM192 210H193V209H192ZM1 211H2V210H1ZM57 211H58V210H57ZM57 211H56V212H57ZM60 211H61V210H60ZM68 211H69V210H68ZM68 211H67V212H68ZM101 211L104 212V210H101ZM139 211H141V210H139ZM146 211H147V210H146ZM146 211H145V212H146ZM167 211H168V210H167ZM167 211H166V212H167ZM169 211H170V209H169ZM173 211H174V210H172V212H173ZM180 211H183V210H180ZM184 211H185V210H184ZM186 211H187V209H186ZM202 211H204V210H202ZM205 211H206V210H205ZM218 211H219V210H218ZM220 211H221V210H220ZM220 211H219V212H220ZM242 211H243V210H242ZM242 211H241V212H242ZM259 211H260V209H259ZM15 212H17V215L14 214ZM70 212H71V213L73 212L72 209H71ZM74 212H75V211H74ZM97 212H99V211H97ZM125 212H126V211H125ZM166 212H165V213H166ZM170 212H171V211H170ZM178 212H179V211H178ZM208 212L211 213V212H213V210H212V211H208ZM216 212H217V210H216ZM221 212H222V211H221ZM223 212H224V210H223ZM21 213H22V212H21ZM51 213H52V212H51ZM51 213H50V214H51ZM63 213H64V212H63ZM71 213H69V215H71ZM126 213H127V212H126ZM128 213H129V212H128ZM136 213H137V212H136ZM139 213H140V212H139ZM141 213H142V212H141ZM151 213H152V212H151ZM157 213H158V212H157ZM175 213H176V212L174 211V214H175ZM187 213H188V212H187ZM190 213H191V212H190ZM226 213H227V212H226ZM8 214H9V213H8ZM13 214H14V215H13ZM55 214H56V213H55ZM72 214H73V213H72ZM105 214H106V213H105ZM105 214H103V215L105 216ZM116 214H117V213H116ZM122 214H123V213H122ZM134 214H135V213H134ZM143 214H144V213H143ZM152 214H154V213H152ZM152 214H150V215H152ZM155 214H156V213H155ZM162 214H164L163 211H162ZM197 214H198V213H197ZM29 215H30V213H29ZM99 215H100V214H99ZM145 215L147 216V212H146ZM150 215H148V216H150ZM160 215H161V214H160ZM172 215H173V213H172ZM178 215H179V213H178ZM182 215H183V213H182ZM184 215H185V213H184ZM191 215H192V214H191ZM203 215H204V214H203ZM215 215H216V214H215ZM215 215H214V216H215ZM221 215H222V214H221ZM4 216H5V215L3 214V217H4ZM6 216H7V213H6ZM61 216H62V215H61ZM96 216H97V215H96ZM114 216H115V215H114ZM120 216H121V215H120ZM120 216H119V217H120ZM137 216H138V215H137ZM152 216H153V215H152ZM157 216L159 217V214H158ZM174 216H176V214H175ZM174 216H173V217H174ZM196 216H197V215H196ZM227 216H228V215H227ZM240 216H241V215H240ZM260 216H261V215H260ZM3 217H2V218H3ZM52 217H53V216H52ZM56 217H59V215L56 216ZM71 217H72V216H71ZM117 217H118V216H117ZM117 217H116V218H117ZM121 217H122V216H121ZM153 217H154V216H153ZM161 217H162V216H161ZM168 217H169V216H168ZM176 217H177V216H176ZM200 217H201V216H200ZM203 217H204V216H203ZM205 217H207V216H205ZM208 217H209V216H208ZM223 217H224V216H223ZM232 217H234V216H232ZM246 217H247V216H246ZM248 217H250V216H248ZM261 217H262V216H261ZM261 217H260V218H261ZM263 217H264V216H263ZM7 218H8V220H9V217H8V216H7ZM53 218H54V217H53ZM53 218H52V219H53ZM66 218H67V217H66ZM66 218H64V219H66ZM69 218H70V217H69ZM92 218H93V217H92ZM105 218H106V217H105ZM136 218H138V217H136ZM142 218H143V217H142ZM150 218H151V217H150ZM170 218H171V217H170ZM194 218H196V217H194ZM194 218H193V219H194ZM239 218H240V217H239ZM243 218H244V217H243ZM5 219H6V218L4 217V220H5ZM20 219H22V220H20ZM25 219H26V218H25ZM31 219H33V218H31ZM95 219H97V218L95 217ZM114 219H115V218H114ZM117 219H119V218H117ZM117 219H116V220H117ZM121 219H122V218H121ZM145 219H146V220H147V219L150 220L148 217L145 218ZM153 219H154V218H153ZM155 219H156V218H155ZM165 219L167 220V218H165ZM168 219H169V218H168ZM223 219H225V218H223ZM234 219H235V218H234ZM245 219H246V218H245ZM54 220H55V218H54ZM66 220H67V219H66ZM68 220H69V219H68ZM119 220H120V219H119ZM124 220H125V219H124ZM134 220H135V219H134ZM146 220H145V222H146ZM158 220H159V219H158ZM160 220H161V218H160ZM179 220L181 221V219H179ZM183 220H185V219H183ZM183 220H182V221H183ZM186 220H187V219H186ZM189 220H190V219H189ZM191 220H192V219H191ZM198 220H200V219H198ZM198 220H196V221H198ZM214 220H215V219H214ZM229 220H230V219H229ZM236 220H238V219L236 218ZM260 220H261V219H260ZM262 220H263V219H262ZM52 221H53V220H52ZM70 221H71V220H70ZM83 221H84V222H83ZM94 221H95V220H94ZM99 221H100V220H99ZM99 221H98V222H99ZM101 221H102V220H101ZM135 221H136V220H135ZM135 221H134V222H135ZM150 221H151V220H150ZM225 221H227V219H226ZM243 221H244V220H243ZM247 221H248V220H247ZM45 222H46V221H45ZM50 222H51V221H50ZM78 222H79V223H78ZM95 222H96V221H95ZM98 222L94 223V224H95V226H94L95 228H94V229H93V225H92V229H91V230H87V231H91V235L89 236L90 239L86 241V243H87V244H86V247H85V248H82L80 245H79V246H80L84 251H85V250H88V251H89V253H88L89 255H93V254H95L96 252H99L100 255H101V258H104V259L107 258V259H108V261H106L107 263H104V264H110L112 258L114 259V257H115L117 254H120L119 252H123V250H121V251H117V252H113V251L108 250L107 247H105V246H113V245H112L113 241H112V242H110L111 240L108 241V237H107V234H111V233L106 232V229H102V230H101L100 225L98 224ZM114 222H115V220H114ZM120 222H121V221H120ZM139 222H140V221H139ZM152 222H153V221H152ZM154 222H155V221H154ZM156 222H157V221H156ZM159 222H160V221H159ZM161 222H162V221H161ZM165 222H166V221H165ZM185 222H186V221H185ZM189 222H191V221H189ZM192 222H194V221H192ZM198 222H199V221H198ZM217 222H218V221H217ZM217 222H216V223H217ZM228 222H229V221H228ZM230 222H231V221H230ZM41 223H42V222H41ZM63 223H64V222H63ZM63 223H62V224H63ZM66 223H67V222H66ZM66 223H65V224H66ZM71 223H72V222H71ZM76 223H77V224H76ZM115 223H116V222H115ZM131 223H132V221H131ZM183 223H184V222H183ZM183 223H182V224H183ZM186 223H187V222H186ZM199 223H201V222H199ZM204 223H205V222H204ZM212 223H213V222H212ZM261 223H262V221H261ZM263 223H264V222H263ZM6 224H7V220H6ZM15 224H14V225H15ZM42 224H43V223H42ZM42 224H41V225H42ZM45 224H46V223H45ZM53 224H54V223H53ZM72 224H73V223H72ZM144 224H145V223H144ZM144 224H143V225H144ZM151 224H153V223H150V225H151ZM160 224H161V223H160ZM168 224H169V223H168ZM175 224H176V223H175ZM190 224H191L192 227H194V226L192 225V223H190ZM213 224H214V223H213ZM224 224H225V223H224ZM240 224H241V223H240ZM8 225H10V224H8ZM38 225H39V224H38ZM43 225H44V224H43ZM69 225H70V224H69ZM69 225H68V226H69ZM75 225H73V226H75ZM105 225H106V224H105ZM108 225L110 226V223H109ZM115 225H116V224H115ZM153 225H154V224H153ZM157 225H158V224H157ZM172 225H173V224H172ZM184 225H185V224H184ZM214 225H215V224H214ZM235 225H236V224H235ZM4 226H5V225H4ZM12 226H13V225H12ZM23 226H25V225H23ZM63 226H65V225H63ZM90 226H91V225H90ZM109 226H108V227H109ZM112 226H113V225H111L110 227H112ZM135 226H136V225H135ZM146 226H147V225H146ZM151 226H152V225H151ZM165 226H166V225H165ZM182 226H183V225H182ZM204 226H205V225H204ZM207 226H208V225H207ZM209 226H210V225H209ZM215 226H216V225H215ZM236 226H237V225H236ZM263 226H264V225H263ZM14 227H15V226H14ZM31 227H32V225H31ZM31 227H30V229L32 230L34 227H32V228H31ZM123 227L127 228V226H126L125 224H124ZM152 227H154V228L156 229L157 226H156V227H155V226H152ZM178 227H179V225H178ZM186 227H187V226H186ZM188 227H189V226H188ZM198 227H199V226H198ZM202 227H203V226H202ZM202 227H201V228H202ZM216 227H217V226H216ZM228 227H230V224H229ZM242 227H243V225H242ZM5 228H6V227H5ZM7 228H8V227H7ZM23 228H24V227H23ZM27 228H29V226H28ZM36 228H37V227H36ZM70 228H71V227H70ZM80 228H81V227H80ZM103 228H104V227H103ZM116 228H117V227H116ZM131 228H132V226H131ZM133 228H134V227H133ZM133 228H132V229H133ZM135 228H136V227H135ZM142 228H143V227H142ZM148 228H149V227L147 226V229H148ZM158 228H159V227H158ZM161 228H162V227H161ZM171 228H172V227H171ZM171 228H170V229H171ZM206 228H207V227H206ZM211 228H212V227H211ZM217 228H218V227H217ZM221 228H222V227H221ZM20 229H21V228H20ZM66 229H67V228H66ZM72 229H73V228H72ZM72 229H71V230H72ZM98 229H100V230H98ZM114 229H115V228H114ZM118 229H119V228H118ZM128 229H130V228H128ZM128 229H127V230H128ZM138 229H139V228H138ZM145 229H146V228H145ZM149 229H150V228H149ZM170 229H169V231H170ZM173 229H174V228H173ZM192 229H194V228H192ZM218 229H219V228H218ZM230 229H231V228H230ZM247 229H248V228H247ZM247 229H246V230H247ZM9 230H10V229H9ZM22 230H23V229H22ZM33 230H34V229H33ZM36 230H37V229H36ZM38 230H39V228H38ZM53 230H54V229H53ZM69 230H70V229H69ZM78 230H80V229H78ZM84 230H85V229H83V231H84ZM119 230H121V229H119ZM119 230H118V231H119ZM125 230H126V229H125ZM150 230H151V229H150ZM157 230H158V229H157ZM196 230H197V227H196ZM196 230H195V231H196ZM198 230H199V229H198ZM203 230H204V229H203ZM203 230H202V232H203ZM234 230H235V229H234ZM7 231H8V230H7ZM34 231H35V230H34ZM80 231H82V230H80ZM123 231H124V230H123ZM153 231H154V229H153ZM181 231H183V229H182ZM199 231H200V230H199ZM206 231H207V230H206ZM206 231H205V232H206ZM216 231H217V230H216ZM225 231H226V230H225ZM15 232H16V231H15ZM26 232H28V231H26ZM26 232H25V233H26ZM31 232H32V231H31ZM39 232H40V231H39ZM41 232H42V231H41ZM41 232H40V235H41ZM60 232H61V231H60ZM63 232H64V231H63ZM63 232H62V234H63ZM128 232H129V231H128ZM134 232H135V231H134ZM139 232H140V231H139ZM154 232H156V231H154ZM157 232H158V231H157ZM179 232H180V231H179ZM186 232H187V231H186ZM186 232H185V233H186ZM188 232H189V230H188ZM200 232H201V231H200ZM248 232H249V231H248ZM0 233H1V232H0ZM4 233H6V231H4ZM34 233H36V232H34ZM37 233H38V232H37ZM53 233H54V232H53ZM83 233H84V232H83ZM83 233H82V234H83ZM119 233H121V232H119ZM125 233H127V232H125ZM125 233H124V234H125ZM136 233H138V232H136ZM136 233H133V234H136ZM145 233H146V232H145ZM150 233H151V231H150ZM162 233H163V232H162ZM162 233H161V234H162ZM176 233H177V232H176ZM176 233H174V234H176ZM194 233H195V232H194ZM207 233H208V232H207ZM214 233H215V232H214ZM217 233H218V232H217ZM226 233H227V232H226ZM249 233L251 234V232H249ZM1 234H2V233H1ZM38 234H39V233H38ZM44 234H45V233H44ZM60 234H61V233H59V235H60ZM77 234H78V233H77ZM113 234H114V233H113ZM121 234H122V233H121ZM133 234H131V235H133ZM141 234H142V233H141ZM158 234H159V233H158ZM180 234H182V233H180ZM186 234H187V233H186ZM186 234H184V235H186ZM190 234H191V233H190ZM199 234H200V233H199ZM203 234H204V232H203ZM211 234H212V233H211ZM237 234H238V233H237ZM3 235L5 236V234H2V236H3ZM7 235H10V234H7ZM25 235H26V234H25ZM31 235H32V234H31ZM40 235H39V236H40ZM42 235H43V233H42ZM45 235H46V234H45ZM49 235H50V234H49ZM84 235H85V234H84ZM86 235H89V233L86 234ZM154 235H155V234H154ZM188 235H189V234H188ZM192 235H193V234H192ZM201 235H202V233H201ZM204 235H205V234H204ZM207 235H208V234H207ZM209 235H210V234H209ZM225 235H226V234H225ZM228 235H229V234H228ZM228 235H227V236H228ZM233 235H234V234H233ZM233 235H232V237H233ZM240 235H241V234H240ZM242 235H243V234H242ZM2 236H1V237H2ZM26 236H27V235H26ZM65 236H66V235H65ZM77 236H78V235H75V237H77ZM136 236H137V235H136ZM146 236H147V235H146ZM157 236H158V235H157ZM173 236H174V235H173ZM253 236H254V235H253ZM255 236H256V235H255ZM257 236H258V235H257ZM21 237H22V236H21ZM23 237H24V236H23ZM31 237H32V236H31ZM34 237H35V236H34ZM70 237H71V236H70ZM75 237H74V238H75ZM78 237H81V236H78ZM131 237H132V236H131ZM140 237H141V236H140ZM142 237H143V236H142ZM176 237H177V234H176ZM179 237H180V236H178V238H179ZM183 237H184V236H183ZM197 237H198V236H197ZM225 237H226V236H225ZM228 237H229V236H228ZM238 237H239V236H238ZM244 237H245V236H244ZM4 238H5V237H4ZM12 238H13V236H12ZM26 238H27V237H26ZM29 238H30V237H29ZM82 238H83V236H82ZM84 238H85V237H84ZM178 238H177V239H178ZM189 238H190V236H189ZM241 238H242V237H241ZM259 238H260V237H259ZM10 239H11V237H10ZM31 239H32V238H31ZM52 239H53V238H52ZM75 239H76V241L78 240V238H75ZM80 239H81V238H80ZM85 239H86V238H85ZM85 239H84V240H85ZM131 239H132V238H131ZM133 239H134V238H133ZM145 239H146V238H145ZM151 239H152V238H151ZM234 239H235V238H234ZM236 239H237V237H236ZM242 239H243V238H242ZM257 239H258V238H257ZM17 240H18V239H17ZM20 240H21V238H20ZM20 240H19V241H20ZM68 240H69V239H68ZM71 240H72V238H71ZM128 240H130V239H128ZM178 240H179V239H178ZM186 240H187V239H186ZM244 240H246V239H244ZM249 240H251V239L249 238ZM260 240H261V239H260ZM82 241H83V240H82ZM119 241H120V240H119ZM130 241H131V240H130ZM136 241H137V239H136ZM138 241H139V240H138ZM148 241H149V240H148ZM152 241H153V240H152ZM181 241H182V239H181ZM181 241L179 240V242H181ZM251 241H252V240H251ZM263 241H264V239H263ZM9 242H10V241H9ZM30 242H31V240H30ZM30 242H29V244H30ZM34 242H35V241H34ZM38 242H40V241H38ZM77 242H79V241H77ZM77 242H76V243H77ZM128 242H129V241H128ZM133 242H135V241H133ZM140 242H141V240H140ZM150 242H151V241H150ZM150 242H148V243H150ZM190 242H191V241H190ZM247 242H248V241H247ZM7 243H8V242H7ZM12 243H13V242H12ZM14 243H15V241H14ZM71 243H72V242H71ZM76 243H75V245H76ZM82 243H83V242H82ZM84 243H85V242H84ZM102 243L104 244V246L101 245ZM137 243H138V242H137ZM145 243H146V242H145ZM145 243H144V245H145ZM186 243H187V242H186ZM193 243H196V242L194 241ZM232 243H233V242H232ZM250 243H251V242H250ZM32 244H33V243H32ZM63 244H64V243H63ZM67 244H68V243H67ZM79 244H81V243H79ZM133 244H135V243H133ZM133 244H132V245H133ZM140 244H141V243H140ZM142 244H143V243H142ZM151 244H152V243H151ZM153 244H154V243H153ZM153 244H152V245H153ZM162 244H163V243H162ZM166 244H167V243H166ZM189 244H190V243H189ZM10 245H11V242H10ZM14 245H15V244H14ZM17 245H18V244H17ZM81 245H82V244H81ZM98 245H99V246H98ZM136 245H137V244H136ZM147 245H148V244H146V246H147ZM187 245H188V244H187ZM196 245H199V244H196ZM202 245H203V244H202ZM202 245H200V246H202ZM218 245H219V244H218ZM50 246H51V245H50ZM77 246H78V245H77ZM84 246H85V245H84ZM138 246H139V245H138ZM146 246H145V247H146ZM150 246H151V245H150ZM153 246H154V245H153ZM153 246H152V247H153ZM158 246H159V245H158ZM167 246H168V245H167ZM170 246H171V245H170ZM204 246H205V245H204ZM246 246H247V245H246ZM4 247H5V246H4ZM11 247H12V245L10 246V248H11ZM25 247L27 248L28 246L25 245ZM29 247H30V245H29ZM32 247H33V246H32ZM35 247H36V246H35ZM38 247H39V246H38ZM53 247H54V244H53ZM64 247H65V246H64ZM116 247H117V246H116ZM116 247H115V248H116ZM139 247H140V246H139ZM147 247H148V246H147ZM5 248H6V247H5ZM5 248L0 250V256H2L3 254H5V253L7 252V251H6L7 249H5ZM12 248H13V247H12ZM14 248H15V247H14ZM19 248H21V247H19ZM23 248H24V247H23ZM54 248H55V247H54ZM78 248H79V247H78ZM154 248H155V247H154ZM194 248H195V247H194ZM8 249H9V247H8ZM38 249H39V248H38ZM121 249H122V248H121ZM131 249H132V248H131ZM149 249H150V248H149ZM151 249H152V248H151ZM156 249H157V248H156ZM164 249H167V248L165 247ZM192 249H193V248H192ZM219 249H220V248H219ZM219 249H218V250H219ZM231 249H232V248H231ZM13 250H14V249H13ZM15 250H16V249H15ZM22 250H23V249H22ZM22 250H21V251H22ZM57 250H58V249H57ZM67 250H68V249H67ZM78 250H79V249H78ZM83 250H82V252H83V254H85ZM117 250H118V249H117ZM126 250H128V248H127ZM152 250H153V249H152ZM167 250H168V249H167ZM186 250H187V249H186ZM186 250L184 249V251H186ZM195 250H196V249H195ZM197 250H198V249H197ZM199 250H200V249H199ZM213 250H214V249H213ZM220 250H221V249H220ZM251 250H252V249H251ZM255 250H257V249H255ZM17 251H19V250L17 249ZM41 251H42V250H41ZM150 251H151V250H150ZM246 251H247V250H246ZM252 251H253V250H252ZM258 251H259V250H258ZM260 251H261V250H260ZM19 252H20V251H19ZM151 252H152V251H151ZM166 252H167V251H166ZM168 252H169V251H168ZM254 252H255V251H254ZM16 253H17V252H16ZM33 253H34V252H33ZM38 253H39V250H38ZM43 253H44V251H43ZM140 253H141V252H140ZM202 253H203V252H202ZM219 253H220V252H219ZM240 253H241V252H240ZM14 254H15V252H14ZM18 254H19V253H18ZM77 254H78V253H77ZM86 254H87V253H86ZM141 254H142V253H141ZM141 254L135 256V258H133L132 256H131V257H132L133 259H135V261H139V260L145 255V254H143V255H141ZM146 254H147V253H146ZM148 254H149V253H148ZM148 254H147V255H148ZM199 254H200V253H199ZM206 254H207V253H206ZM221 254H222V253H221ZM223 254H224V253H223ZM229 254H230V253H229ZM252 254H253V253H252ZM262 254H263V252H262ZM47 255H48V254H47ZM209 255H210V254H209ZM231 255H232V254H231ZM244 255H246V254H244ZM12 256H13V255H12ZM51 256H52V255H51ZM51 256H50V257H51ZM81 256H82V255H81ZM97 256L99 257V255H97ZM122 256H123V254H122ZM129 256H130V255H129ZM148 256H149V255H148ZM200 256H201V255H200ZM228 256H230V255H228ZM10 257H11V256H10ZM45 257H48V256H45ZM83 257H84V256H83ZM98 257H97V259H98ZM205 257H206V256H205ZM263 257H264V256H263ZM7 258H8V257H7ZM42 258H44V257H42ZM76 258H77V257H76ZM86 258H87V257H86ZM146 258H147V257H146ZM201 258H202V257H201ZM209 258H210V257H209ZM211 258H212V257H211ZM211 258H210V259H211ZM259 258H260V257H259ZM0 259H2V258L0 257ZM8 259H9V258H8ZM94 259H95V258H94ZM127 259H128V258H127ZM205 259H207V257H206ZM210 259H209V260H210ZM212 259H213V258H212ZM6 260H7V259H6ZM42 260H43V259H42ZM80 260H81V258H80ZM80 260H79V261H80ZM85 260H86V259H85ZM99 260H100V259H99ZM122 260H123V259H122ZM128 260H129V259H128ZM207 260H208V259H207ZM261 260H262V259H261ZM37 261H38V260H37ZM82 261H84V260H82ZM88 261H89V260H88ZM112 261H114V260H112ZM159 261H160V260H159ZM166 261H168V260H166ZM169 261H170V260H169ZM1 262H4V260L1 261ZM1 262H0V264H1ZM6 262H7V261H6ZM9 262H10V261H9ZM71 262H72V261H71ZM76 262H78V261L76 260ZM84 262H85V261H84ZM89 262H90V261H89ZM92 262H93V260H92ZM95 262H98V261L96 260ZM95 262H94V263H95ZM100 262H101V261H100ZM102 262H104V261L102 260ZM119 262H120V261H119ZM128 262H130V261H128ZM128 262H127V264H129ZM157 262H158V261H157ZM85 263L88 264V262H85ZM132 263H133V262H132ZM134 263H135V262H134ZM142 263H143V262H142ZM158 263H159V262H158ZM169 263H171V262H169ZM224 263H225V262H224ZM248 263H249V262H248ZM250 263H251V262H250ZM4 264H5V263H4ZM7 264H8V263H7ZM9 264H13V263L11 262V263H9ZM21 264H23V263H21ZM79 264H80V263H79ZM83 264H84V263H83ZM97 264H98V263H97ZM113 264H114V263H113ZM155 264H156V263H155ZM165 264H166V263H165ZM251 264H252V263H251Z\"/></svg>", "mask_w": 264, "mask_h": 264}]
</instances>
